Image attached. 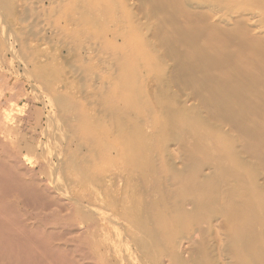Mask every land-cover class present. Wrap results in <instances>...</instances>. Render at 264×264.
I'll list each match as a JSON object with an SVG mask.
<instances>
[{"label":"rangeland","instance_id":"rangeland-1","mask_svg":"<svg viewBox=\"0 0 264 264\" xmlns=\"http://www.w3.org/2000/svg\"><path fill=\"white\" fill-rule=\"evenodd\" d=\"M2 1L3 0L0 1V10H1L0 11V24H1L0 25V92H1L0 93L1 94L0 95V104H1L0 105V113H1L0 124L6 125V127L8 126V128H10V129L12 127L15 129L14 134L12 133V135L9 136L8 139L11 138L10 140H12V142L14 144H16V145L18 144L22 148L24 160H25L24 163H26L24 165L26 168H31V166H34V164H35V166L38 164H41L43 166L42 168H44V170L48 171L49 169H54V166H55L54 170H57L56 175H55L54 170L53 171L49 170V172L46 171L45 172L46 174L44 173V175L43 174L42 175L39 174L40 176L38 175V178L43 182V184L46 183L49 185L48 181L51 182L53 178H55L54 180H56V181L58 180V183L63 184V185L59 184L61 187L63 186L61 189L63 194L61 193L62 194V195L60 194L61 196L60 195L54 196L55 192H52V194L50 193L52 195V197L55 199H53L51 197L53 199L52 202L50 201L51 198H49L50 200L47 199L46 201H47V203L50 202L49 204H51V207L49 204H47L46 207H49L52 209V208H55L56 205L59 207V204H60V206H61L64 202H67L66 200L69 199V196L73 195L74 191H75L74 194H80V193L85 192V195L87 194V196H89V197H87V199L89 200L91 198L89 201L90 204L93 200V203H92L93 206L92 205L90 206L88 201L86 200L84 203L87 204L88 208H84V210L88 209L87 211H85L89 215L88 217H90L91 215H95V216H91V217H93V219H91V217L88 218L90 221H86L85 223H82V224L77 223V225L73 226V227H79V225L80 226L82 225V227H87V226L88 227L89 226L94 227V225L96 226V224L98 223L97 227L99 226L98 227L99 229L96 228L95 232L97 233V235L101 236V239H103L102 241H105L102 244L108 242V240H109V246H108V243H106L107 245L104 244L105 249L104 248L100 249L98 253H100V252L103 253V250H104V253L106 251L108 252L110 250V252H112V254H110V252H108V253L106 252V255L108 254L107 257L109 259L110 258L112 259V256L115 255L114 253L116 252V250L118 252V253L116 252V254L123 253L124 255L128 251L127 252L128 255L126 254L128 256L127 258L130 259V261L133 258L134 261H132V262H135L136 259H138L136 261V263L139 264V262H138L139 258H141V255L144 252L142 250H146V249L142 248V247L139 248V246L138 247L136 246V248H135V244H134L133 240L135 239L134 237H137L136 239L142 237V238L138 239L137 241H139L141 239H143V241H144V238H145L146 242L149 241L148 242L149 247H147V248L151 249V252H152V253L150 252L151 254H153V251L155 253V250H156L157 253L154 256L153 255L152 256L155 257L157 255L156 257L158 259L159 258L162 259L163 258L162 256H164V257L167 256V254H166L168 252L167 248L171 247L170 248L171 251L169 249L168 256L172 255V253L174 254V251H178V253L175 252V253H177V255L182 253V254H180V255H183L181 257H185V259H187L189 261L191 260L192 263L194 262L193 258L199 259V257H198L199 255H200V258H203V257L207 256V254L209 255V253H210V255L207 256V259L209 258V260H211L210 264H238V260H237L238 258H235L234 253L231 252L232 249H230V247H228V239L232 235H235L236 232H234V231H237L238 227H236L237 224L235 221H234V223L236 225L231 222L228 215H225L226 213L222 214V212H224V211L228 212V209L223 208L226 205L225 203L227 201H229V202L232 201L231 203L233 205H236V207H238L242 204V201L244 199H246L248 196L251 197L252 201L254 203L256 202L257 205H258V202H260V200H262L259 203V205L257 206L259 208H261L262 203H264V158H263L264 155H263V153H261V152L258 153V151H255V150H250V149L247 150L250 147L249 146L250 144L248 145L250 140H251V143L253 142L251 144L252 147H254V145H253L254 143L258 142V144H260V143L262 144L261 148H264L263 147L264 142H262V139L264 138V0H4L3 2ZM5 6L8 8H6ZM10 6H12V8ZM9 10H11V11H9ZM11 12H13V14ZM22 12H23V14H22ZM25 13H27V14H25ZM7 14H8V16H6ZM24 16H25V18H24ZM14 17H15V19H14ZM21 20H23V21H21ZM20 27H23V28H20ZM2 28H3V30H2ZM18 29L22 31V32H20V35L22 37H20V35L19 36H13L14 39H12L13 37L11 38V34H8V33H13L15 30H18ZM23 29H24V31H23ZM7 30H9V31L14 30V31L9 32ZM31 30H32V32H31ZM5 32L7 35L5 34ZM208 41H209V45L211 44L210 46L208 45ZM212 41H215V42H213L214 45L211 43ZM22 43H25V44H22ZM218 44H219L220 49L218 48ZM25 45H26V47H25ZM211 46H213V47H211ZM8 47H9V49H8ZM37 47H39V48H37ZM214 47H216V48H214ZM10 48H12L13 50H11ZM40 48L43 50H41ZM211 48L214 50H211ZM222 48H223L224 52L225 51L227 52V53L225 52L226 55H225V53L223 54V52L221 51ZM39 49H40V51H39ZM215 49L220 50L221 52L216 51ZM10 50L12 52H9ZM15 50L17 53H15ZM35 50H36V52H35ZM191 50L194 51V53H193V54H195L194 58H193V54L191 53L192 52ZM68 52H70V53H68ZM189 52H190V54H189ZM218 52H220L221 54H218V56H216ZM237 52L239 53V57H238ZM234 53L237 54V56H235ZM188 54H189V57H188ZM191 54H192V56H191ZM19 55H20V57H19ZM220 55L221 56L223 55L224 57L223 56L221 57ZM242 55L244 56L243 58H242ZM15 56H17V57H15ZM36 56H38V58ZM186 56H187V58H186ZM205 56H207V57H205ZM208 56H209V59H208ZM210 56H214V57L216 56V59H218L220 57L221 58L219 59V61H217V60H215L214 57H212L214 59L210 63V61H207V60H211ZM226 56H228V57L230 56V60H232L233 58H234V60L229 61L228 60L229 58H227ZM240 57L243 60L242 62H244V63H242L240 61ZM202 58H203V61H202ZM204 58H205V60H204ZM16 59L18 60V62ZM223 59H225L226 61ZM235 59H237L236 63L238 64V66H236L237 65L236 63H235L236 65L233 63V61H235ZM244 59H245V61H244ZM220 60L222 61V65H221V63H217V62H221ZM224 61L228 65H226L224 63ZM206 62H209V63H206ZM212 62L216 63L217 65L213 64ZM231 62L235 65V67L232 65ZM240 62L242 63V66L244 68H240V66H241ZM245 62H247V64H248L247 66H246ZM248 62H250V63H248ZM81 63H83V64H81ZM198 63H200L201 65ZM229 63H231V64L229 65ZM219 64H220V66H219ZM208 65L213 66V69L210 68V70H209ZM224 65H226L225 67H229V68H226L228 71H226ZM217 66H219V68ZM248 66L250 67V69L248 68ZM43 68L45 69V72H43L44 71ZM179 68L181 69V73H180ZM230 68L234 71V73H235L236 69L238 70V72L236 70V73L234 75H236L237 78L239 77V80L234 78L235 76L232 75L234 80L236 79L237 84L234 82L233 78H230V75L233 74V71L230 70ZM234 68H236V69H234ZM55 69H56V71H54ZM58 69H59V71H58ZM128 69H131V70H128ZM157 69H160V70H157ZM207 69L211 73L208 72ZM218 69H220L222 71H220ZM241 69H243V71L245 73L242 72L240 74L239 72ZM41 70H43V71H41ZM215 70H218V71H215ZM124 71L126 74L124 73ZM127 71H130V72H127ZM214 71L218 72V74H220L219 73V71H220L221 74H223V76L222 75L219 76L216 73V75L218 76V77H216ZM224 71L226 73H224ZM228 72L231 74H229ZM38 73L39 74L42 73V75L37 76ZM45 74L47 76L43 77V75H45ZM121 74L124 76H122ZM163 74H165V77L163 76ZM227 74L229 75L228 79L226 76ZM239 74H240V76H242V74H243V77L241 78L240 76H238ZM34 75H36L37 77ZM206 76H208L209 78H207ZM214 76L216 77V79ZM47 77H48V79H45ZM126 77L128 79H126ZM60 78H61V80H60ZM136 78H138V79L136 80ZM210 78L211 79L213 78L212 80L215 81L216 84L218 83L217 86L219 88L216 86V84L214 82H211V83L209 82V80H211ZM225 78H226V82H224L225 80H223ZM217 79H220L221 82L220 81L218 82ZM43 80H46V81H43ZM52 80H54V81H52ZM58 80H59V82H58ZM119 80H120V82H119ZM132 80H133V83H132ZM228 80H230V82L233 81L234 85L235 84L238 85L239 84L238 82H240V80H241V82L242 81L244 82V83L242 82L241 85L244 84L243 86L245 88H250L249 86H251L252 88L250 89V92H249V89H245L244 87L242 88L241 85H240V87L242 88V90L239 87H238V89H236L237 86L235 87V89H233L234 88V86H232L233 84H231ZM201 81L203 83H201ZM56 82H57V84H55ZM199 82L201 84V87L198 85ZM222 82H223V84L220 85ZM227 82H228V85H226ZM123 84H125L124 88L122 87ZM128 84H130V85H128ZM211 84H213V87L211 86ZM5 85H6V87H5ZM132 85H135V86H132ZM214 85L216 88H214ZM128 86H131V87H128ZM204 86H206V88ZM112 87L114 88L115 91L113 90ZM126 87L131 88V89H128L130 91H128ZM222 87H223V90H221ZM224 87H227V88H224ZM132 88H134V89H132ZM157 89H158V91H157ZM216 89H220L221 92L224 91L225 89L226 90L229 89L231 92L225 90L226 92H229V93H232V90H233V92L235 94L234 93H232V94L234 96L235 95L236 96L234 97L230 94V97H232V99L229 98V100L234 99V101H236V103H238V104L236 105V103H234V101H232L234 104L233 105L232 102L228 100L225 102L226 105L224 104V102H222L223 105H222V103L220 105V102L215 103V101L213 99L209 100L210 98H208V97L211 96V98L215 97V100L219 101V99H218L219 93H218V95L217 94L215 95V93H214V92H216V93L219 92V90H216ZM243 89H245V90H243ZM120 90H121V92L119 93ZM122 91H124L125 93L124 92L122 93ZM142 91H144V92H142ZM165 91H167L168 93ZM206 91H208L209 93ZM251 91H253L255 95L253 94V92L250 95ZM51 92H54V93H51ZM114 92L116 93V95ZM126 92H128V93H126ZM210 92L215 96L212 97V95H209ZM112 93L114 94V97H113ZM207 93H208V95H207ZM238 93H240L239 94L240 97L243 98L242 100L248 99L247 102H249V103H250L249 100H254V97H255V101H253L255 103H253V106L257 103L255 106L256 108L250 106L251 104L248 105L247 102H244V104H243V101L240 98H236L239 96ZM121 94H122V96H120ZM126 94L128 96H130L131 98L128 96H126V97H128L130 99L125 98ZM241 94L242 95L244 94L243 95L244 97H246L247 95H250V96H247V98H244L243 96H241ZM245 94H247V95H245ZM252 95H253V98H252ZM117 96H119V98ZM216 96H217V99H216ZM120 97L123 100L125 99V101L121 100ZM248 97H250V98H248ZM105 98H108V99L106 100ZM235 98H236V100H235ZM133 99H134V101H133ZM238 99L242 101V104ZM41 100H42V102H41ZM104 100L107 103H104ZM126 100H130V103H125V102H128ZM158 100H160V101H158ZM165 100H166V102H165ZM212 101L214 102V104H212L213 103ZM49 102H51V103H49ZM112 102L114 103V105L112 104ZM170 102L173 103V106L171 105ZM209 102H211V103H209ZM227 102L230 103L231 105H229ZM239 102H240V104H239ZM108 103H110L111 105H108ZM115 103H117V104H115ZM118 103H119V105H118ZM132 103L137 105V106L133 107L135 105H133ZM246 103H247V105H245ZM251 103H252V101H251ZM166 104H167V107L171 111L168 108L166 109ZM215 104H217V107H216L217 109L215 108ZM128 105H133V106L130 107ZM170 105L173 107L174 110L172 108H170ZM224 105L227 108L231 106L233 108V110H235V111H230L231 112L230 113L229 110H231L232 108L230 107V109L228 108L229 109L228 110L227 108H225ZM235 105H236V107H235ZM244 105L247 107L249 106V109H250V107H252V108L250 110L248 109L249 111H247L246 109L243 108V107H245ZM1 106H3V108H1ZM78 106H80V107H78ZM114 106L116 108H119V109H117V110L114 109L115 108ZM211 106H213V107H211ZM218 106H219V108H218ZM221 106H222V111L225 108V111H223V112H225V115L223 112H222V114H219V111L221 110ZM237 106H239L240 108ZM111 107L116 112L118 111V113H116ZM234 107H235V109H234ZM120 108H121V110H120ZM125 108L128 110H124ZM133 108H134V112L132 111ZM137 108H139L140 112L141 111L143 112L142 115H140L141 113L138 112ZM145 108H146V110H145ZM119 110H120V112H119ZM123 110L125 111L126 115L123 113L124 112ZM177 110H178L177 113H180L181 110H183V111L185 110L184 111L185 113L182 111V113L185 114V116H187L189 114L188 115L189 117L187 116L188 117L187 119L189 121V123L187 122L188 125H190L191 122L194 123L197 120L195 123V125H197V126L194 125L196 128L195 127L191 128L188 125H186L187 127H183V126L181 127V129H183L184 131H181V129L178 130L177 128H175L174 125L170 122V120L167 119V118L171 117V116L167 117L168 116L167 114H169V112H170V115H171L172 112L175 113V111H177ZM236 110H238V112L241 111V113L239 112V114H238V112H236ZM244 110H246L247 112ZM128 111H131V114ZM186 111L189 113H187ZM126 112H128V114H130V115H128ZM192 112L194 114L190 115V113H192ZM226 112H228V115H226ZM233 112H235V113H233ZM119 113H122V114H119ZM2 114H4V115H2ZM82 114H84V115H82ZM114 114H115V116H114ZM153 114H155V115H153ZM7 115H8V117H10V119H8V117H6ZM193 115H195L194 119L192 118ZM238 115H239V117H237ZM117 116H118V118H117ZM125 116L127 117L128 120L126 119ZM128 116H130V117H128ZM241 116L243 118H245L246 120L242 119ZM195 117H196V120H195ZM240 117H241V121L245 120V121H243V123L240 122V125L243 124V126H244L245 125L244 123H246V125H247L246 127L250 128L249 131L245 126L243 127V126H240L238 124L240 121L239 120ZM131 119H132V121H130ZM190 119H193V120L191 121ZM3 120H5V121L3 122ZM202 120H203V122H202ZM198 121L200 122L199 126H201L202 123H203V126H205L204 122H206L207 123L206 126L213 127L215 129L217 128V130H216L217 132L215 131V129L212 130L213 128H210V130H212V133H211V131H208L211 133V134L208 133L209 134L208 135L207 132H205L206 130H208V127L204 128L205 130H201L203 128V126H201V128L198 127V124H199ZM253 121H255V122H253ZM257 121H258V124L260 123V125L256 124ZM117 122H118V124H117ZM161 122L164 124H162ZM247 122H249L248 123L249 125L253 124V128H254L253 130L254 131L252 130V126H249L247 124ZM114 123H116L117 125H119L121 123L120 128L122 127V130H120V128H118V126L115 125ZM167 123H168V125H167ZM169 124H171V126ZM163 126H164V129H163ZM239 126H240V129H239ZM105 127H109V129H107ZM128 127H130V128H128ZM172 127H173V129L174 128L175 129L173 130ZM255 127L257 129H255ZM79 128H81V129H79ZM103 128H105V131L107 129L109 131L111 130L112 132L116 128L115 131L119 129L118 131H120V132L116 131V133H115V131H114V133L111 134V132H108V131H107L108 133L105 132L103 130ZM185 128L188 130H191V131H188ZM258 128H260V130H259L260 132L258 131ZM83 129L85 130V133H84ZM193 129H197V131L198 130L199 131L195 133V130H193ZM246 129H247V131H246ZM262 129H263V131H262ZM80 130H83V131H80ZM102 130L105 132V134L107 133L106 135L104 134L105 136L103 135ZM127 130L131 132V135L128 134ZM133 130H134V132H133ZM140 130L144 132V135L142 134L143 132L141 133L143 135V137L146 136V138H144V141L142 140L143 139L142 135L139 134ZM169 130L171 132H169ZM251 130L253 131V133ZM75 131L77 132V134L80 131V132L84 133L85 135L83 134V136H82V133H81V135L78 134V135H80V137H79L77 134L75 135V133H76ZM88 131H89V133H87ZM91 131L94 134L91 133ZM121 131L125 135H123V133H121ZM186 131L191 132L193 134H190V133L188 134V132L186 134ZM202 131H204V132H202ZM218 131H220V132L222 131L223 134H222V132L219 133ZM12 132H13V130H12ZM100 132L102 134V137H100L101 136ZM137 132H138V134H137ZM183 132L185 133V135ZM199 132L205 133L207 138L204 137L205 135H203V134H197ZM258 132H259V135L255 136V134L256 133L258 134ZM96 133L99 136H97ZM117 133H119L118 136L123 135L122 138L119 137L120 142H119V138H117L118 137ZM171 133H173L172 136L176 135L177 137L176 138L172 137L170 135ZM179 133H180V135H179ZM224 133L227 134L226 136L229 135V137L224 136ZM260 133H261V136H260ZM87 134H89L90 136L88 135L86 137ZM91 134H93V135H91ZM126 134H128V136H132V137L130 139L126 140L128 138V136H126ZM181 134L183 135L182 137H181ZM212 134H213V137L211 138ZM53 135H54V137H53ZM107 135L109 136V139H107L108 138ZM136 135H137V137L140 136L139 139L136 137ZM187 135H188L189 139H188ZM217 135H218V137H216ZM220 135H222L221 138H220ZM124 136H126V137H124ZM165 136H167V137H165ZM82 137H84V138H82ZM96 137L97 138L100 137V140L97 141L98 139H96ZM112 137H113V139H111ZM133 137H134V139H133V141H131L132 146H128V145H131L130 140ZM208 137H209V139H208ZM87 138H88V140H87ZM102 138L104 140H102ZM124 138H126L125 139L126 141H124ZM163 138L164 139L166 138V139L164 140ZM180 138H181V140H180ZM200 138H201V141L203 143H201ZM213 138L215 140H216V138H219V139H217L215 141ZM79 139H80V141H79ZM83 139L84 140L86 139V141H89V142L85 143V141H83ZM91 139H93V141H95V142L97 141L96 143L98 146L91 145V143H90V142H92ZM116 139H117V142L115 141ZM122 139H123V141H122ZM162 139L164 141L163 144L165 145L164 148H162V146H161V145H163ZM256 139H257V141H256ZM108 140H110L111 143H107ZM112 140H114V141H112ZM146 140H148V141L146 142ZM160 140H161V143H160ZM166 140H167V142H165ZM76 141H78L79 144L82 141L81 143H83V144H80V145L82 147L85 144L86 145V146L84 145L85 149H82L79 144L76 145V143H77ZM102 141H104L103 144L105 146L101 144ZM110 141H108V142H110ZM194 141L196 142V145H195ZM263 141H264V139H263ZM133 142L136 143L137 146H134ZM140 142L142 144L144 142V145H142ZM88 143H90V144H88ZM120 143L125 146V147L123 146L122 150L120 149L122 147V145L119 146ZM127 143H130V144L127 145ZM145 143L147 144V147H148L147 149H144V147L146 146ZM157 143H158V146L160 145V147L157 146ZM205 143H207L208 145H205ZM92 144H95V143L93 142ZM108 144H109V147H108ZM111 144H113V145H111ZM138 144H140V145L138 146ZM154 144H155V146H154ZM193 144H194V146H193ZM200 144H202V145H200ZM101 145H102V147H103L102 149H104V151H102V149L100 148ZM126 145H127V147H126ZM148 145H150V146H148ZM151 145L153 146V149H154V147H155V149L154 150L150 149L151 150L150 151L149 147L151 148L152 147ZM76 146H78V147H76ZM84 146H83V148H84ZM111 146H112V150L109 149V148H111ZM118 146H119V151L117 149ZM199 146H201L200 151H198L200 148L199 149L197 148ZM92 147L94 149H92ZM104 147H106L108 149H106ZM131 147H134V148L131 149ZM219 147H221V148H219ZM252 147H250V148H252ZM159 148H161V149H159ZM204 148L206 149L205 150L206 152L203 150ZM225 148L230 149V150L232 149L231 150L232 152H230V150L226 151ZM86 149H87V151H86ZM99 149L101 151H99ZM125 149H127V151H130V152H128V154L131 153V155L134 157V161L133 160L131 161V159H133V157L130 158L131 155H127L124 152ZM163 149H164V151H163ZM192 149H194V150H192ZM219 149L220 150L222 149L221 153L219 152L220 151ZM223 149H224L225 153L223 152ZM254 149H255V147H254ZM66 150H67V152H65ZM120 150H121V152H120ZM134 150L136 153L134 152ZM141 150L143 152H141ZM233 150H234V154L236 155V159L239 158V159H237L238 163H236V165L238 167H236L233 164V166H235L234 168L231 165L233 162L231 161L232 163L231 164L229 163L233 157H231L230 160L228 159V154L233 153ZM137 151L138 152L140 151L139 153L142 156L141 157L139 155L141 157L139 160H138L139 156L134 155V154H138ZM144 151H146V152H144ZM201 151H204V152H201ZM250 151L257 152V154H255V157L257 156L256 157L257 160L254 159L255 158L254 153L251 152V154H252L251 155ZM64 152L66 154L68 152L71 153L73 156L76 157V161H74L75 157H73L72 155H69V154L66 155ZM87 152L89 155L87 154ZM122 152H124V155ZM162 152H164V153L162 154ZM217 152L220 154H218ZM222 152L224 153V158L226 157V153H227V158H226L227 160L223 159V157L220 159V155L223 156ZM228 152H230V153H228ZM142 153H144L145 156ZM147 153H148V155H147ZM188 153L191 155H188ZM151 154H152V156H151ZM186 154H187V157L190 156V157H188V160H187V157L185 156ZM258 154H259V156H258ZM120 155H123V157ZM214 155H215V159L212 158ZM217 155L219 156V158ZM230 155H232V154H230ZM64 156H66L67 158ZM210 156H211V158H210ZM252 156H253V158H252ZM260 156H263V157L260 158ZM68 157H69V159L71 158V161L68 159ZM81 157H82V159H81ZM125 157L126 158L128 157V159H130V160L126 159ZM135 157H137V158H135ZM146 157L150 158L151 160L150 159L147 160ZM195 157L198 159V162H197V159H195ZM208 157L211 160L206 159ZM60 158H62V159L60 160ZM142 158H143L144 162L142 161ZM28 159H30V160L28 161ZM58 159H59V162H61V165L58 162ZM145 159H146V161H145ZM152 159H154V160L152 161ZM199 159H200V161H199ZM240 159H241V161H239ZM72 160L74 162V165L71 164V167H70L69 162H72ZM136 160H138V162H141V164L139 163L140 165L143 164V166H144V163H145L146 165L143 168L147 171H145L143 168L139 169V167H141V166L138 164V162H137V164L133 163V162H136ZM184 160H186L185 163L183 162ZM224 160H226V163L224 162ZM79 161H81L82 163H80ZM125 161L127 163H125ZM242 161H244V162H242ZM64 162H66V163H64ZM67 162H68V164H67ZM202 162H203V164H201ZM208 162L209 163L212 162V164L211 163L206 164ZM239 162L240 163L241 162L242 163L247 162L248 163L247 165L249 166V168H251L255 171V174L253 176V179H251V181L249 180L248 176H245L246 177L245 181L241 180V181H244L242 183L245 184V186L243 185L245 188L243 186L241 188L242 183L240 180H239V182L237 181L238 177H236V176L240 172H245L247 168L245 169V166H244L245 170H243V165H241ZM76 163H78V164H76ZM147 163H148V165L149 164H151V165L147 166ZM193 163L196 165L197 171H196L195 175H197V178L204 177V175H205V177H209L212 172L220 169L221 167H223V168L228 167V171H230L232 168L234 169V170L232 169L228 173L229 175L226 172H224V173H226V175H223L224 173L221 174V176H220L221 180H220V183L218 184V186L221 185L219 187L220 189L218 188V186L215 188L213 187V186H215L214 182L209 183L210 185L214 183V185L210 186L209 184H207L206 186L201 187L203 191H205L207 189L206 191L209 190V192H212L213 196H214L213 193H215V191H216L215 195L218 194L219 192H220L219 194L223 193L224 195H226V196H224L222 194L224 197L222 195H220L218 197L217 196L213 197V198H215V201L213 200V205L215 204L218 209L215 207V205H214L215 208L212 206H211V208L212 209L214 208L215 211L212 210L211 208L210 209L212 210V212L209 208H205V209L200 208L198 210V208H196L195 204L200 199V196H199L200 190H198L199 191L198 195L195 194L194 191L192 193V189H190L191 193L188 192L189 190H188V186H187L188 183L187 182H189L190 176L192 175V173L190 171H188L187 169H189V167ZM66 164L68 166V170L71 172V175H69V173H70L69 171L67 172ZM127 164H130V167H127V168L132 169V170H128L126 168V166H128ZM62 165H63V167H62ZM64 165L66 167H64ZM81 165H83L82 166L83 168H81ZM137 165H139V166H137ZM48 166L50 167L49 169H48ZM59 166H61L62 168ZM72 166H74L75 168L73 169ZM131 166H134V167H131ZM136 166L138 168L134 169ZM122 167L124 168V170ZM146 167L149 168V170ZM151 167H153L154 169L153 168L151 169ZM63 168H65V169H63ZM172 168L175 170V172L173 171ZM229 168H231V169H229ZM71 169H72V171H71ZM75 169H76V172H74ZM82 169H84V170H82ZM164 169H166V170H164ZM178 169H180V170H178ZM235 169H238V170H235ZM63 170H64V172H67L68 174H66V173L63 174L64 173ZM78 170L80 171V174H79ZM85 170H87L86 173H84ZM88 170H89V172H88ZM152 170L153 171L156 170V171H154V173H153ZM182 171L184 173H182ZM50 172H53L54 174L50 173ZM72 172L76 173V175L73 173L74 177L72 175ZM100 172H101V174L104 173L103 174L104 176L100 175V177H99V175H97V174L98 173L100 174ZM130 172H131V174L128 175L127 173H130ZM149 172H152V173H149ZM186 172H187V174H186ZM207 172H208V174L206 175L205 173H207ZM88 173H90V174H88ZM179 173H181L182 175H179ZM197 173L201 174V176L198 175ZM61 174L66 175L68 178L65 179L64 176H62ZM105 174L107 177L105 176ZM107 174H109V175H107ZM117 174H119L121 179L116 177V176H118ZM176 174H177V176H176ZM184 174H185V176L186 175H189V176L185 177ZM51 175H53V176H51ZM89 175H91V177L88 178ZM76 176H78L80 179L78 177L76 179ZM102 176H103V178H101ZM227 176H228V178H227ZM231 176L234 177L235 179L232 178ZM70 177L71 178L73 177V178L71 179ZM143 177H144V179H142ZM183 177H185V178H183ZM82 178L84 181L82 180ZM85 178H87L88 180ZM112 178H114V180ZM145 178L146 179L151 178V179L149 181V180H145ZM152 178H155V180ZM74 179H76V181H74ZM93 179L95 180L96 183H98V181H99L100 185H99V183L95 184ZM105 179L108 181L107 183H105ZM119 179L122 181H119ZM183 179H185V180H183ZM68 180H70L69 181L70 184L67 183ZM78 180L79 181L81 180V181L77 182ZM159 180L161 183L159 182ZM248 180H249V184H248ZM110 181L111 182L113 181V182L110 184L109 183ZM184 181H186V183H184ZM85 182H87V183H85ZM142 182L146 185H144ZM145 182H147V183H145ZM229 182H230V184H231V182H232V184L233 183L234 184L230 185ZM51 183H50V185H51ZM82 183H83V186H81V187L78 186V184L81 185ZM90 183H91V187H90ZM151 183H154L153 185H155V184H158V185H155L156 187L153 186L154 187L153 188ZM162 183H163V185H160ZM237 183H241V185H239V184L237 185ZM251 183H253V184H251ZM66 184L68 185L67 187H65ZM71 184H73V185H71ZM140 184H143L141 186H144L145 190L147 189L145 192H144V189H142L143 187L140 186ZM185 184H187V185H185ZM227 184L230 185V187ZM76 185H77V188H80V190L79 189L74 190V187L76 188ZM84 185H86V186L89 185V186L86 187ZM102 185L106 191L107 190L111 191L113 189L112 190L113 192L111 191L110 193H108L109 191L108 192H106L105 190L103 191L104 188L102 187ZM115 185H117V186H115ZM234 185H235L236 191L234 190L233 193H231L230 191H228V189L230 190V188H233ZM251 185H252V187H250ZM253 185L256 187H254ZM98 186H101V187L98 188ZM109 186H111V188ZM145 186H147V187H145ZM225 186L228 188H226ZM257 186H258V189H257ZM69 187L71 189H69V191H68ZM72 187H73V189H72ZM88 187H89V189H88ZM95 187H97V190ZM236 187L241 189V191L239 189H236ZM249 187L251 190L248 189ZM83 188H85V189L82 190ZM86 188L88 189V191ZM139 188H141V189H139ZM210 189H212V191ZM243 189H245V192L243 191ZM256 189L258 190V192L261 193L260 197L262 199L261 198L259 199L258 192H255ZM77 190H78V192H76ZM90 190L93 191V193L89 192ZM141 190H142V192H141ZM217 190H219V191L217 192ZM224 190L227 191L228 194L232 195V196L230 197L228 194H225ZM150 191L152 192V196H150L151 195ZM203 191H201V194H203ZM206 191L204 193H207ZM70 192L71 193L73 192V193L71 194ZM103 192H105V193L103 194ZM234 192H236V193H234ZM95 193H96V195H94ZM138 193H139V195H138ZM144 193H147V194L150 193V194L149 195H143ZM181 193H182V195H181ZM186 193L187 194L189 193L190 195L189 194L187 195ZM253 193L254 194L257 193V194L254 195ZM126 194H128L130 196H128V195L126 196ZM132 194H133V196H132ZM173 194L175 195V197H173L174 196ZM183 194H185V196ZM239 194H241L240 197L242 196L243 199L241 198L239 200ZM64 195H67V196L63 197ZM135 195H136V197H135ZM233 195L235 197L237 195V198H235ZM251 195L253 196V198ZM117 196L119 198H117ZM125 196L127 199L125 198ZM143 196H146V197H143ZM147 196H148V198H147ZM92 197L95 199H93ZM232 197H234L235 200ZM120 198H121V200H124V201L126 200V201L125 202L121 201L122 202L121 203ZM128 198H130V199H128ZM133 198H135V199H133ZM136 198H137V201H136ZM140 198H141V200H139ZM146 198L148 199L149 204H151L150 205L151 207L148 205V203H146L147 202ZM223 198H225V199H223ZM164 199L165 200L169 199V200H167L166 202H163L164 205H163V203L159 204V203H161L160 200L163 201ZM217 199H219V200H217ZM70 200L72 201L73 198ZM94 200H95V202H94ZM112 200L113 201L119 200V201H114V203H113ZM150 200H151V203H150ZM224 200H227V201L225 202ZM233 200L236 202H234ZM46 201L43 203L46 204ZM53 201H56V202L53 203ZM62 201H64V202H62ZM128 201H130V203H128ZM140 201L143 202V204ZM153 201L155 202V204ZM158 201H160V202H158ZM168 201H170L171 203H169ZM110 202H112L111 203L112 206L109 205V207H108V204H110ZM43 203H42V205L38 204L39 206L36 207L37 209L35 208L32 210V208H34L35 206L34 207L32 206V208H31V206H28L29 208L28 207H26V208L25 207H18L17 210L20 208L18 210L19 214L21 215V213H20V211H21L23 213L21 215L23 217V219L25 217V219H27L26 221L27 222L29 221L28 223H30L31 221H33V218H34L33 216L36 215L37 211L43 212L44 210H42V209H45V211H47V212L49 210L51 211V209L47 210V208L45 207V205ZM52 203L53 204L58 203V204H56L54 207V205H52ZM94 203H95V206H94ZM117 203H118L119 208H118V206H116ZM133 203L135 206H136L135 203H138L140 205L142 204L141 205L142 207L140 205H138L139 208H141V209H139L138 206H137L138 210L136 207L134 208ZM165 203H166V205H165ZM123 204L127 207L132 206L131 209L133 208V210L135 212L133 210L128 211V209H130V208H127V207L125 208V206ZM146 204L148 207L145 206ZM98 205H99V207H98ZM114 205H115V207L118 208L117 209L118 211L116 210V208L114 209ZM120 205H123L124 207H122ZM143 205H144V207H143ZM219 205L221 206V208H223V210L220 209ZM100 206L102 207L103 210L101 209ZM158 206L159 207L167 206L168 208H170V210L167 207H164L163 209L161 207V209H162V211H161ZM38 207H39V210H38ZM181 207H183L182 210H181ZM22 208H24V209H22ZM105 208H106V211H104ZM122 208H125V209H122ZM148 208H151V209L153 208L152 209L153 211L151 209L149 211ZM156 208H157L158 213L160 211L159 215H161L162 213L165 212L164 215H166L167 217L166 216H162V218H161V216L159 217V215L157 214ZM173 208H175V209L173 210ZM194 208H195V210L196 209L197 210L194 211ZM126 209H127V213L132 212V213H130L131 217L127 218V216H130L127 213H126V215H123L125 213L122 211H124ZM154 209H155L156 213H155ZM94 210H98V211H94ZM115 210L117 211V213L119 212L117 215H116ZM120 210H122V211H120ZM139 210H141V211H139ZM176 210H177V212H176ZM179 210H180V212H178ZM183 210H186L185 214L187 216L184 215L185 211H183ZM206 210H207V212H206ZM35 211H36V213L34 214ZM102 211H104V213ZM137 211H139L140 214ZM143 211L144 212L147 211L148 215L146 214L147 215L146 216L144 213H142ZM197 211H198V213H202L201 214L202 216H200V214H198L201 218H197L198 215L197 216L194 215V214H197ZM200 211H202V212H200ZM121 212H122V215H121ZM151 212L155 213L156 215L151 217V214H152ZM191 212H193V213H191ZM96 213H99V215H97ZM173 213H174V215H173ZM176 213H177V215H175ZM178 213H180L181 216ZM182 213H183V215H182ZM112 214H114V215L112 216ZM143 214H144V216H143ZM190 214H191V216H190ZM109 215H111V216H109ZM152 215H154V214H152ZM100 216H102L106 220H104ZM108 216L110 218H108ZM123 216H124V218L126 216V218L128 220H126V218L124 220ZM176 216H178V217H176ZM182 216H185L186 218H188L187 219L188 221L185 220L186 218L184 217L185 218L184 219ZM27 217H30L32 220L30 218L28 219ZM155 217H158V220H156L157 218L155 219ZM165 217H166V219H165ZM181 217L183 218V219H181L183 221L180 220ZM189 217L195 218L194 219L195 221L193 219L191 221L189 219ZM113 218H115V220ZM120 218H123V219H120ZM159 218H161V220ZM164 219L167 221L164 222ZM94 220L95 221L97 220V221L94 222ZM107 220H108V222H106ZM115 221L117 222L116 223L117 225L115 226L116 228L113 227V225H115ZM123 221H125V222L123 223ZM157 221H159L160 224H162V226L163 225L164 226L160 227L158 224L159 222L157 223ZM175 221H176V223H175ZM89 222L91 223V225H89ZM109 222L110 223L112 222L114 224H111V226H110ZM166 222L168 223V226L165 224ZM101 223L102 224L105 223V224H103L104 226ZM170 223H171V225H170ZM106 224L109 226H105ZM142 225H144L145 229L143 228ZM147 225H149V227H151L152 229L157 228L158 231L155 229V231L153 230V232H151L152 229L149 228ZM232 225H233V227H232ZM145 226H147V230H146ZM103 227L105 228V230ZM108 227H110V228L108 229ZM112 227L116 230H114ZM133 227L135 229H133ZM159 227L163 228V230H164L163 231L162 229H160L161 235H163L164 239L162 238V236L160 234H158V233H160ZM167 227H169V228H167ZM136 228H137V230H136ZM139 228H140V230L142 228L141 231L145 232V233L138 232ZM171 228H173V229H171ZM234 228H235V230H234ZM165 229H167V230H165ZM169 229H171V230H169ZM91 230L89 232L92 233ZM111 230H112V232H111ZM131 230H132V232H131ZM168 230L170 231V233ZM231 230H233L232 232L234 234L231 233ZM97 231H99L100 234H98ZM173 231L175 233L171 234V233H173ZM108 233H110V234H108ZM156 233H157V235H156ZM111 234L113 235L112 238H111ZM144 234L146 237L144 236ZM229 234H231V236ZM165 235H167V236H165ZM102 236H103V238H102ZM160 236H161V238H160ZM148 237L149 238L151 237L150 238L151 241H152V239L155 241H152L153 242L152 243ZM166 237H169L170 241L168 239H166ZM104 238H106L107 240L106 239L104 240ZM115 238H116V240L117 239L118 240L120 239V241L122 240L121 241L122 243L120 241L117 242L118 240L116 241ZM124 238H126L125 241L123 240ZM156 238L158 239V241L159 240L160 241L159 242L156 241L157 240ZM161 239L163 240L162 242H161ZM127 240H128V243H131V245L127 243ZM165 240H167L168 242H164ZM172 240H174L175 243H177V245H178L177 248L173 246L176 244ZM135 242H136V240H135ZM163 242L165 243V246L167 248L163 245L164 244ZM170 242H171L172 246H171V244H169ZM125 243H127V244L125 245ZM154 243L157 245L158 248L156 247V245ZM122 244H123V246H122ZM117 245H119V248ZM150 245H152V246H150ZM110 246L112 247L111 249H109ZM125 246H126V249H128V250L124 249ZM159 246H162V247H159ZM128 247H131V249H129ZM203 247H205V249H207L208 251L202 250ZM114 248H115V250H114ZM159 248H161V249H159ZM163 248L167 249V250H163L164 253L162 252L163 253L162 254L161 251ZM174 248H176V249L174 250ZM85 249H86V251H85ZM85 249H84V252L87 255H89L88 260L92 261V258L90 259V256H93L91 253L92 251L88 252V250H90V249L89 248H85ZM118 249H119V251H118ZM136 249H138V250L136 251ZM172 250H174V251L172 252ZM139 252H141V255ZM170 252H172V253H170ZM203 252L207 253V254H203ZM158 253H160V254H158ZM109 254L111 257H109ZM135 254H136V256H133ZM136 257H139V258H136ZM113 258H114V256H113ZM114 264H118L116 262V260H114ZM163 264H166V263L163 262Z\"/></svg>","mask_w":264,"mask_h":264},{"label":"bare ground","instance_id":"bare-ground-1","mask_svg":"<svg viewBox=\"0 0 264 264\" xmlns=\"http://www.w3.org/2000/svg\"><path fill=\"white\" fill-rule=\"evenodd\" d=\"M1 1V0H0ZM4 1V0H3ZM2 1V2H3ZM1 2V3H2ZM7 2V1H6ZM18 2V1H17ZM65 2V1H64ZM9 3V2H8ZM12 3V2H11ZM9 6V5H8ZM6 7V6H5ZM11 8H12V6H10ZM17 7V6H16ZM3 8V7H2ZM6 8H8V7H6ZM3 10V9H2ZM8 10V9H7ZM1 11V10H0ZM9 11H11V10H9ZM13 11V10H12ZM14 12V11H13ZM13 12H11L12 14H13ZM27 12V11H26ZM10 13V12H9ZM4 14V13H3ZM22 14H23V12H22ZM25 14H27V13H25ZM30 15V14H29ZM5 16V15H4ZM6 16H8V14L6 15ZM11 16V15H10ZM12 17V16H11ZM2 18V17H1ZM6 18V17H5ZM20 18V17H19ZM23 18V17H22ZM24 18H25V16H24ZM3 19V18H2ZM14 19H15V17H14ZM21 21H23V20H21ZM7 24V23H6ZM1 25V24H0ZM95 25V24H94ZM5 27V26H4ZM26 27V26H25ZM20 28H23V27H20ZM19 28V29H20ZM16 29V28H15ZM12 30V31H14L13 33H8V34H11V38L13 37V36H19L20 35V32H22L21 30ZM2 30H3V28H2ZM5 31V30H4ZM3 31V32H4ZM7 31H9V30H7ZM12 31H9V32H12ZM23 31H24V29H23ZM28 32V31H27ZM31 32H32V30H31ZM127 32V31H126ZM3 34V33H2ZM5 34H6V32H5ZM4 34V35H5ZM7 35V34H6ZM10 36V35H9ZM128 36V35H127ZM20 37H22L21 35H20ZM12 39H14V37L12 38ZM99 39V38H98ZM127 39V38H126ZM5 40V39H4ZM96 40V39H95ZM8 41V40H7ZM6 41V42H7ZM210 41V40H209ZM209 41H208V45H209ZM213 42H215V41H212L211 43L214 45V43ZM19 43V42H18ZM6 44V43H5ZM11 44V43H10ZM22 44H25V43H22ZM216 44V43H215ZM128 45V44H127ZM211 45V44H210ZM209 45V46H210ZM217 45V44H216ZM215 45V46H216ZM8 46V45H7ZM10 46V45H9ZM24 46V45H23ZM12 47V46H11ZM25 47H26V45H25ZM32 47V46H31ZM35 47V46H34ZM211 47H213V46H211ZM2 48V47H1ZM37 48H39V47H37ZM214 48H216V47H214ZM218 48L220 49V47H219V44H218ZM8 49H9V47H8ZM11 50H13L12 48H10ZM41 49V48H40ZM40 49H39V51H40ZM9 51V52H12V51ZM41 50H43V49H41ZM211 50H214V49H212L211 48ZM216 50V49H215ZM27 51V50H26ZM192 52V54L194 53V51L193 50H191ZM216 51H220V50H216ZM221 51L223 52V54L226 52H224L223 51V48L221 49ZM220 51V52H221ZM35 52H36V50H35ZM220 52H218L217 53V55L216 56H218V54H221ZM15 53H17L16 52V50H15ZM23 53V52H22ZM40 53V52H39ZM68 53H70V52H68ZM227 53V52H226ZM226 53H225V55H226ZM11 54V53H10ZM133 54V53H132ZM131 54V55H132ZM142 54V53H141ZM148 54V53H147ZM189 54H190V52H189ZM189 54H188V57H189ZM192 54H191V56H192ZM235 54V53H234ZM237 54H238V57H239V53L237 52ZM237 54H235V56H237ZM17 55V54H16ZM13 56V55H12ZM190 56V57H191ZM216 56L214 57V56H210L211 57V60H207V61H210V63H211V61L215 58V60H217V61H219V59L223 56H221L220 58H218V59H216ZM15 57H17V56H15ZM19 57H20V55H19ZM37 58H38V56H36ZM128 57V56H127ZM195 57V54H193V58ZM205 57H207V56H205ZM212 57H214V58H212ZM224 57V56H223ZM227 58H229L228 60L229 61H232V60H234V58L232 59V60H230V56L228 57V56H226ZM244 56L242 55V58H243ZM72 58V57H71ZM133 58V57H132ZM150 58V57H149ZM153 58V57H152ZM185 58V57H184ZM186 58H187V56H186ZM246 58V57H245ZM155 59V58H154ZM208 59H209V56H208ZM238 59V58H237ZM237 59H235V61H233V63L235 64L237 61ZM17 60V59H16ZM65 60V59H64ZM67 60V59H66ZM90 60V59H89ZM156 60V59H155ZM204 60H205V58H204ZM223 60H225V59H223ZM227 60V61H228ZM239 60V59H238ZM126 61V60H125ZM202 61H203V58H202ZM201 61V62H202ZM216 61V62H217ZM221 61V60H220ZM226 61V60H225ZM224 61V63L226 64V62ZM228 61V62H229ZM240 61L242 62L243 60L241 59V57H240ZM244 61H245V59H244ZM17 62H18V60H17ZM23 62V61H22ZM181 62V61H180ZM227 62V63H228ZM239 62V61H238ZM240 62V64H241V66H242V63H244V62H242L241 63ZM26 63V62H25ZM69 63V62H68ZM85 63V62H84ZM162 63V62H161ZM203 63V62H202ZM205 63V62H204ZM206 63H209V62H206ZM213 64H215V65H217L216 63H214V62H212ZM217 63H221V65H222V61L221 62H217ZM232 63V62H231ZM231 63H229V65L231 64ZM232 63V65L235 67V65L237 64H233ZM246 63V66L248 65L247 64V62H245ZM248 63H250V62H248ZM81 64H83V63H81ZM132 64V63H131ZM134 64V63H133ZM198 64H200V63H198ZM212 64V65H213ZM94 65V64H93ZM201 65V64H200ZM226 65H228V64H226ZM226 65H224V67L226 66ZM231 65V66H232ZM25 66V65H24ZM64 66V65H63ZM209 66V70H210V68H212L213 69V66H211V65H208ZM211 66V67H210ZM219 66H220V64H219ZM219 66H217L218 68H219ZM230 66V67H231ZM236 66H238V64L236 65ZM240 66V68H244L243 66L241 67ZM245 66V67H246ZM251 66V65H250ZM33 67V66H32ZM62 67V66H61ZM82 67V66H81ZM145 67V66H144ZM222 67V66H221ZM220 67V68H221ZM63 68V67H62ZM163 68V67H162ZM215 68V67H214ZM223 68V67H222ZM226 68H229V67H225V69ZM239 68V67H238ZM248 68L250 69V67L248 66ZM24 69V68H23ZM44 69V68H43ZM53 69V68H52ZM64 69V68H63ZM81 69V68H80ZM156 69V68H155ZM180 69V68H179ZM207 69V70H208ZM217 69V68H216ZM234 69H236V68H234ZM246 69V68H245ZM62 70V69H61ZM125 70V69H124ZM128 70H131V69H128ZM157 70H160V69H157ZM208 70V72H210ZM218 70H220V69H218ZM218 70H215V71H218ZM224 70V69H223ZM230 70H232L231 68H230ZM237 70V69H236ZM236 70H235V73H236ZM26 71V70H25ZM40 71V70H39ZM38 71V72H39ZM41 71H43V70H41ZM54 71H56V69L54 70ZM58 71H59V69H58ZM156 71V70H155ZM183 71V70H182ZM214 71V72H215ZM220 71H222V70H220ZM219 71V73L220 74H218V72H215V75H216V73H217V75H222L223 76V74H221V72ZM226 71H228L227 69H226ZM233 71V70H232ZM231 71V72H232ZM43 72H45V69H44V71ZM42 72V73H43ZM127 72H130V71H127ZM165 72V71H164ZM230 72V71H229ZM228 72V73H229ZM237 72H238V70H237ZM242 72H244L243 71V69H241L240 70V74L242 73ZM42 73L41 74H39L38 73V75L37 76H39V75H42ZM124 73H125V71H124ZM180 73H181V69H180ZM179 73V74H180ZM184 73V72H183ZM211 73V72H210ZM223 73V72H222ZM224 73H226L225 71H224ZM234 73V71H233V74H231V73H229V74H231L230 75V78H233V76H235L234 78H236L237 80H239V77L237 78L236 77V75H234L235 74ZM245 73V72H244ZM2 74V73H1ZM36 74V73H35ZM44 74V73H43ZM126 74V73H125ZM209 74V73H208ZM240 74L238 75V76H240ZM122 75V74H121ZM128 75V74H127ZM148 75V74H147ZM183 75V74H182ZM210 75V74H209ZM213 75V74H212ZM216 75V77H218ZM233 75V76H232ZM3 76V75H2ZM34 76H36V75H34ZM36 76V77H37ZM44 76H47L46 74L45 75H43V77ZM55 76V75H54ZM122 76H124V75H122ZM121 76V77H122ZM163 76L165 77V74H163ZM162 76V77H163ZM211 76V75H210ZM227 76V79H228V77H229V75L227 74L226 75ZM232 76V77H231ZM31 77V76H30ZM41 77V76H40ZM128 77V76H127ZM126 77V79H128ZM151 77V76H150ZM185 77V76H184ZM207 78H209L208 76H206ZM215 77V76H214ZM213 77V78H214ZM216 77H215V79H216ZM225 77V76H224ZM241 78L243 77V74H242V76H240ZM57 78V77H56ZM131 78V77H130ZM206 78V79H207ZM212 78V79H213ZM220 78V77H219ZM223 78V77H222ZM234 78H233V80H234ZM39 79V78H38ZM41 79V78H40ZM45 79H48V77L47 78H45ZM53 79V78H52ZM123 79V78H122ZM138 78H136V80H137ZM145 79V78H144ZM184 79V78H183ZM211 79V78H210ZM211 79V80H212ZM236 79L234 80V82L236 83L237 81H236ZM32 80V79H31ZM42 80V79H41ZM51 80V79H50ZM55 80V79H54ZM54 80H52V81H54ZM60 80H61V78H60ZM142 80V79H141ZM160 80V79H159ZM164 80V79H163ZM205 80V79H204ZM211 80H209V82L211 83V82H214L215 83V81H211ZM218 80V82L220 81L221 82V80L220 79H217ZM223 80H225L224 82H226V78L225 79H223ZM43 81H46V80H43ZM143 81V80H142ZM203 81V80H202ZM201 81V83H203ZM208 81V80H207ZM229 82H230V80H228ZM42 82V81H41ZM58 82H59V80H58ZM119 82H120V80H119ZM118 82V83H119ZM124 82V81H123ZM127 82V81H126ZM131 82V81H130ZM164 82V81H163ZM166 82V81H165ZM240 82H241V80H240ZM240 82H238L239 84L238 85H234V83H233V81H231L230 83L231 84H233L232 86H234V88L233 89H235V87L237 86V88L236 89H238V87L242 90V88L244 87L243 85H241L242 84V82L240 83ZM29 83V82H28ZM51 83V82H50ZM69 83V82H68ZM132 83H133V80H132ZM135 83V82H134ZM138 83V82H137ZM209 83V84H210ZM229 83V84H230ZM244 83V82H243ZM3 84V83H2ZM55 84H57V82L55 83ZM62 84V83H61ZM60 84V85H61ZM117 84V83H116ZM131 84V83H130ZM130 84H128V85H130ZM139 84V83H138ZM216 84V83H215ZM223 84V82L220 84V85H222ZM225 84V83H224ZM230 84V85H231ZM64 85V84H63ZM119 85V84H118ZM124 85L125 84H123V88H124ZM164 85V84H163ZM200 87H201V84H200V82H199V84H198ZM218 85V83L216 84V86ZM226 85H228V82H227V84ZM240 85L242 86V88L240 87ZM31 86V85H30ZM67 86V85H66ZM132 86H135V85H132ZM211 86L213 87V84H211ZM4 87V86H3ZM5 87H6V85H5ZM51 87V86H50ZM114 87V86H113ZM112 87V88H113ZM121 87V88H122ZM128 87H131V86H128ZM137 87V86H136ZM139 87V86H138ZM161 87V86H160ZM167 87V86H166ZM205 88H206V86H204ZM209 87V86H208ZM207 87V88H208ZM218 87V86H217ZM221 87V86H220ZM250 88H245V89H249V92H250V89L252 88L251 86H249ZM60 88V87H59ZM58 88V89H59ZM67 88V87H66ZM120 88V87H119ZM122 88V89H123ZM127 88V87H126ZM214 88H216L215 87V85H214ZM219 88V87H218ZM224 88H227V87H224ZM230 88V87H229ZM128 89H131V88H127V90ZM132 89H134V88H132ZM136 89V88H135ZM140 89V88H139ZM162 89V88H161ZM239 89V90H240ZM245 89H243V90H245ZM34 90V89H33ZM51 90V89H50ZM113 90H114V88H113ZM118 90V89H117ZM124 90V89H123ZM166 90V89H165ZM207 90V89H206ZM211 90V89H210ZM216 90H219V92H214L215 93V95L217 94L218 95V93H219V101L218 100H215V95H213L211 92H210V94L209 95H212V97H214V98H211V96H209L208 98H210L209 100H211V99H213L214 101H215V103H218V102H220V105H221V103L222 102H224V104H225V102L226 101H228L229 100V98H231L232 99V97H230V94L232 95V96H234L232 93H234L233 92V90H232V93H229V92H226V91H230L229 89H225L224 91H222L221 92V90H223V87L221 88V90L220 89H216ZM115 91V90H114ZM128 91H130V90H128ZM138 91V90H137ZM157 91H158V89H157ZM238 91V90H237ZM45 92V91H44ZM107 92V91H106ZM121 92V90L119 91V93ZM124 91H122V93H123ZM142 92H144V91H142ZM165 92H167V91H165ZM164 92V93H165ZM206 92H208V91H206ZM231 92V91H230ZM248 92V91H247ZM252 92L253 91H251V93H250V95L252 94ZM1 93V92H0ZM51 93H54V92H51ZM115 93V92H114ZM125 93V92H124ZM126 93H128V92H126ZM163 93V94H164ZM168 93V92H167ZM209 93V92H208ZM208 93H207V95H208ZM56 94V93H55ZM118 94V93H117ZM235 94V93H234ZM237 94V93H236ZM240 93H238V95H239ZM253 94H254V92H253ZM1 95V94H0ZM53 95V94H52ZM65 95V94H64ZM112 95H113V97H114V94L112 93ZM115 95H116V93H115ZM147 95V94H146ZM156 95V94H155ZM206 95V94H205ZM206 95V96H207ZM244 95V94H243ZM242 94H241V96H243ZM245 95H247V94H245ZM250 95H247V96H250ZM255 95V94H254ZM110 96V95H109ZM120 96H122V94L120 95ZM126 96H128L127 94L125 95V98H128V97H130V96H128V97H126ZM139 96V95H138ZM236 96V95H235ZM234 96V97H235ZM247 96L246 97H244V98H247ZM39 97V96H38ZM43 97V96H42ZM47 97V96H46ZM77 97V96H76ZM108 97V96H107ZM118 98H119V96H117ZM124 97V96H123ZM122 97V98H123ZM233 97V98H234ZM104 98V97H103ZM110 98V97H109ZM131 98V97H130ZM130 98H128V99H130ZM133 98V97H132ZM171 98V97H170ZM236 98H240L241 100L243 99V98H241L240 97V95L238 96V97H236ZM236 98H235V100H236ZM248 98H250V97H248ZM252 98H253V95H252ZM69 99V98H68ZM106 100L108 99V98H105ZM120 99H121V97H120ZM216 99H217V96H216ZM50 100V99H49ZM58 100V99H57ZM121 100H123V99H121ZM141 100V99H140ZM149 100V99H148ZM239 100V99H238ZM239 100L240 102H241V104H242V101H243V104H244V102H247L248 101V99H244V100ZM123 101H125V99L123 100ZM126 101H128V102H125V103H130V100H126ZM133 101H134V99H133ZM132 101V102H133ZM158 101H160V100H158ZM168 101V100H167ZM217 101V102H216ZM229 101H234V99L233 100H229ZM250 101V103L249 102H247L248 103V105L249 104H251L250 106H252V107H255L256 106V104L253 106V103H255V102H253V101H255V97H254V100H249ZM251 101H252V103H251ZM8 102V101H7ZM10 102V101H9ZM41 102H42V100H41ZM52 102V101H51ZM51 102H49V103H51ZM109 102V101H108ZM165 102H166V100H165ZM164 102V103H165ZM213 102V101H212ZM240 102H239V104H240ZM104 103H107V102H105V100H104ZM135 103V102H134ZM155 103V102H154ZM171 103V102H170ZM169 103V104H170ZM209 103H211V102H209ZM228 103V102H227ZM234 103H236V101H234ZM247 103L245 104V105H247ZM112 104L114 105V103L112 102ZM115 104H117V103H115ZM133 104V103H132ZM136 104V103H135ZM135 104H133V105H135ZM139 104V103H138ZM212 104H214V102L212 103ZM229 105H231L230 103H228ZM227 104V105H228ZM232 104H233V102H232ZM238 103H236V105H237ZM1 105V104H0ZM106 105V104H105ZM108 105H111L110 103H108ZM118 105H119V103H118ZM123 105V104H122ZM127 105V104H126ZM133 105H128V106H133ZM145 105V104H144ZM157 105V104H156ZM171 105L173 106V103H171ZM170 105V108H172L173 109V107ZM219 105V106H220ZM222 105H223V103H222ZM226 105V104H225ZM224 105V106H225ZM234 105V104H233ZM236 105H235V107H236ZM244 105V106H245ZM117 106V105H116ZM137 105H135V106H133V107H136ZM219 106H218V108H219ZM78 107H80V106H78ZM110 107V106H109ZM115 107V106H114ZM123 107V106H122ZM121 107V108H122ZM148 107V106H147ZM175 107V106H174ZM211 107H213V106H211ZM217 107V104H215V108ZM231 107V106H230ZM230 107H228L229 109H230ZM235 107H234V109H235ZM237 107H239V106H237ZM242 107V106H241ZM247 106H245V107H243L244 109H246L247 111H249L252 107H250V109H249V106L246 108ZM1 108H3V106H1ZM76 108V107H75ZM112 108V107H111ZM121 108H120V110H121ZM168 107H167V104H166V109H167ZM225 108H227L226 106H225ZM225 108H224V110L223 111H225ZM227 108V109H228ZM232 108V107H231ZM240 108V107H239ZM238 108V109H239ZM256 108V107H255ZM80 109V108H79ZM100 109V108H99ZM113 109V108H112ZM114 109H119V108H114ZM113 109V110H114ZM165 109V108H164ZM165 109V110H166ZM169 109V108H168ZM217 109V108H216ZM228 109V110H229ZM249 109V110H248ZM254 109V108H253ZM252 109V110H253ZM120 110H119V112H120ZM124 110H128V109H124ZM123 110V111H124ZM131 110V109H130ZM137 110H138V112H140V110H139V108H137ZM145 110H146V108H145ZM151 110V109H150ZM170 110V109H169ZM168 110V111H169ZM174 110V109H173ZM179 110V109H178ZM178 110L177 111H175V113L174 112H172L171 113V115H170V112H169V114H167L168 116L167 117H169V116H171L170 118H167V119H169L170 120V122L174 125V127L175 128H177L178 130L179 129H181V127L183 126V127H187L186 125H188L187 124V122L189 123V121H188V117L187 116H185V114H183L182 113V111L183 110H181V112L180 113H177L178 112ZM215 110V109H214ZM240 110V109H239ZM246 110H244V111H246ZM6 111V110H5ZM115 111V110H114ZM122 111V112H123ZM133 112H134V108H133V110H132ZM171 111V110H170ZM185 111V110H184ZM183 111V112H184ZM216 111V110H215ZM221 111V112H220ZM219 111V114H222V106H221V110ZM230 111H235V110H233V108L231 109V110H229V112ZM243 111V112H244ZM246 111V112H247ZM7 112V111H6ZM82 112V111H81ZM80 112V113H81ZM116 112V111H115ZM114 112V113H115ZM128 112H130V114H131V111H128ZM128 112H126L127 114H128ZM187 112V111H186ZM236 112H238V110H236ZM240 113H241V111H239ZM239 112H238V114H239ZM8 113V112H7ZM79 113V114H80ZM116 113H118V111L116 112ZM124 114H125V111L123 112ZM141 114L140 115H142V111L140 112ZM168 113V112H167ZM185 113V112H184ZM187 113H189V112H187ZM224 113V115H225V112H223ZM231 113V112H230ZM229 113V114H230ZM233 113H235V112H233ZM10 114V113H9ZM119 114H122V113H119ZM130 114H128V115H130ZM159 114V113H158ZM192 114H194L193 112L192 113H190V115H192ZM218 114V115H219ZM0 115H1V113H0ZM2 115H4V114H2ZM82 115H84V114H82ZM81 115V116H82ZM126 115V114H125ZM153 115H155V114H153ZM196 115V114H195ZM195 115H193V119H194V116ZM226 115H228V112H226ZM231 115V114H230ZM233 115V114H232ZM235 115V114H234ZM241 115V114H240ZM12 116V115H11ZM49 116V115H48ZM47 116V117H48ZM57 116V115H56ZM80 116V115H79ZM114 116H115V114H114ZM119 116V115H118ZM118 116H117V118H118ZM158 116V115H157ZM236 116V115H235ZM6 117H8V115L6 116ZM5 117V118H6ZM106 117V116H105ZM126 117V116H125ZM128 117H130V116H128ZM237 117H239V115L237 116ZM242 117V116H241ZM241 117H240V121H239V125H240V122H242L243 123V121H245L246 119L245 118H243L242 117V119H245V120H243V121H241ZM51 118V117H50ZM4 119V118H3ZM8 119H10V117H8ZM26 119V118H25ZM52 119V118H51ZM116 119V118H115ZM126 119H127V117H126ZM134 119V118H133ZM193 119H190L191 121L193 120ZM198 119V118H197ZM7 120V119H6ZM128 120V119H127ZM126 120V121H127ZM166 120V119H165ZM195 120H196V117H195ZM250 120V119H249ZM248 120V121H249ZM5 120H3V122H4ZM80 121V120H79ZM86 121V120H85ZM104 121V120H103ZM130 121H132V119L130 120ZM135 121V120H134ZM197 121V120H196ZM196 121L193 123V122H191V124L190 125H188L189 127H195V126H197V125H195V123H196ZM2 122V121H1ZM2 122V123H3ZM11 122V121H10ZM13 122V121H12ZM21 122V121H20ZM84 122V121H83ZM87 122V121H86ZM128 122V121H127ZM167 122V121H166ZM169 122V121H168ZM169 122V123H170ZM199 122V121H198ZM202 122H203V120H202ZM253 122H255V121H253ZM82 123V122H81ZM162 123V122H161ZM249 122H247V124H248ZM4 124V123H3ZM9 124V123H8ZM110 124V123H109ZM115 125H117L118 124V122H117V124L116 123H114ZM126 124V123H125ZM162 124H164V123H162ZM206 122H204V125L205 126H203V123L201 124V126H203V128L201 129V130H205L204 128H207L208 126H206ZM245 125V127L247 126L246 125V123H244ZM256 124H258V121H257V123ZM53 125V124H52ZM62 125V124H61ZM90 125V124H89ZM88 125V126H89ZM128 125V124H127ZM135 125V124H134ZM150 125V124H149ZM167 125H168V123H167ZM170 126H171V124H169ZM172 125V126H173ZM185 125V126H184ZM195 125V126H194ZM200 125V122H199V124H198V127H200L201 128V126H199ZM249 125V124H248ZM258 125H260V123L258 124ZM87 126V127H88ZM102 126V125H101ZM118 126V128H120V126H121V123L119 124V125H117ZM116 126V127H117ZM136 126V125H135ZM240 126H243V124H241ZM240 126H239V129H240ZM243 126V127H244ZM249 126H252V130L254 129L253 128V124H250ZM81 127V126H80ZM112 127V126H111ZM152 127V126H151ZM13 128V127H12ZM11 128V129H12ZM52 128V127H51ZM105 128H107V129H109V127H105ZM105 128H103V130L105 131ZM128 128H130V127H128ZM174 128V129H175ZM196 128V127H195ZM199 128V129H200ZM210 128H213V127H208V130H206L205 132H207V134L209 133V134H211L212 133V130H214L215 128H213L212 130H210ZM247 128V127H246ZM10 128H8V126L6 127V125H2V124H0V264H114V260H116V262L118 263V264H137L136 263V261L138 260V259H136V261L135 262H132V261H134V259L132 258V260L130 261V259H128L127 257V252L125 253V255L123 254V253H120V254H116V252H117V250H116V252L114 253L115 255H113L114 256V258H113V256H112V259L110 260L108 257H107V255H106V252L104 253V250H103V253H98L99 252V250L100 249H105V246H104V244H106V243H108V246H109V240H108V242H106V243H104V244H102L103 242H105V241H102L103 239H101V236H99V235H97V233L95 232L96 231V228H98L97 227V224H96V226L94 225V227H82V225L80 226L79 225V227H73V226H76L77 225V223L78 224H82V223H85L86 221H90L88 218H90L91 216H95V215H91L90 217H88L89 215L85 212V211H87L88 209H86V210H84V208H88L87 207V204L86 203H84L86 200L88 201V203H89V201H90V199L88 200L87 199V197H89V196H87V194L85 195V192L84 193H80V194H74L75 193V191H74V193H73V197L72 196H69V199H67L66 201L67 202H64V201H62V202H64L61 206H60V204H59V207L56 205V204H58V203H56V204H53L54 202H56V201H53V203H52V205H54V207H55V205H56V207L55 208H49V207H46V205L47 204H49V203H47V199H49V198H51L52 197V192H55V195L54 196H56V195H60L61 193H62V191H61V189H62V187L60 186L61 184L60 183H58V180L56 181V180H54L55 178H53L52 179V183L50 182V181H48L49 182V185L48 184H43V182L38 178V175L39 174H43L44 175V173L47 171V170H44V168H42L43 166L41 165V164H38V165H36L35 166V164H34V166H31V168H26L25 167V165L24 164H26V163H24L25 162V160H24V155H23V150H22V148L17 144H14L13 142H12V140H10V139H8L9 138V136H11L12 135V133L14 134V128L12 129L13 130V132H12V130H11ZM21 129V128H20ZM60 129V128H59ZM79 129H81V128H79ZM106 129V131L105 132H111V134L112 133H114V131H115V129H114V131L112 132L111 130L109 131V130H107ZM143 129V128H142ZM163 129H164V126H163ZM170 129V128H169ZM172 129H173V127H172ZM171 129V130H172ZM173 129V130H174ZM186 129V128H185ZM248 129V131H249V129L250 128H247ZM247 129H246V131H247ZM255 129H257L256 127H255ZM84 130V129H83ZM83 130H80V131H83ZM102 130V131H103ZM119 130V129H118ZM118 130H116V131H118ZM120 130H122V127L120 128ZM125 130V129H124ZM123 130V131H124ZM131 130V129H130ZM186 130H188V129H186ZM193 130H195V133L196 132H198L197 131V129H193ZM217 130V128L215 129V131ZM219 130V129H218ZM251 130V131H252ZM260 130V128H258V131ZM78 131V130H77ZM79 131V132H80ZM103 131V135L105 134V132ZM116 131H115V133H116ZM128 131V130H127ZM163 131V130H162ZM177 131V130H176ZM181 131H184L183 129H181ZM188 131H191V130H188ZM188 131H186V134H187V132ZM208 131H211V133L210 132H208ZM254 131V130H253ZM253 131H252V133H253ZM262 131H263V129H262ZM261 131V132H262ZM76 132V131H75ZM78 132V134H80L81 135V133L82 132H80L79 133ZM107 132V133H108ZM118 132H120V131H118ZM133 132H134V130H133ZM132 132V133H133ZM143 131H141L140 130V132H139V134L140 135H144V132L142 133ZM147 132V131H146ZM169 132H171L170 130H169ZM168 132V133H169ZM174 132V131H173ZM193 132V131H192ZM202 132H204V131H202ZM217 132V131H216ZM219 133H221L220 131H218ZM260 132V131H259ZM259 132H258V134L256 133L255 134V136L256 135H259ZM84 133H85V130H84ZM84 133H82V136H83V134ZM87 133H89V131L87 132ZM91 133H93L92 131H91ZM106 133V134H107ZM121 133H123L122 131H121ZM136 133V132H135ZM142 133V134H141ZM177 133V132H176ZM181 133V132H180ZM180 133H179V135H180ZM184 133V132H183ZM193 134V133H191V132H188V134ZM20 134V133H19ZM77 134V132L75 133V135ZM77 134V135H78ZM94 134V133H93ZM93 134H91V135H93ZM105 134V135H106ZM118 134L119 133H117V136H118ZM128 134H130L131 135V132L130 131H128ZM128 134H126V136H128ZM137 134H138V132H137ZM172 134L173 133H171L170 135L172 136ZM175 134V133H174ZM197 134H203V135H205V133H197ZM208 134V135H209ZM222 134H223V132H222ZM263 134V133H262ZM80 135H78L79 137H80ZM85 135V134H84ZM89 134H87L86 135V137L88 136ZM96 135H97V133H96ZM100 137H102V134H101V132H100ZM104 135V136H105ZM123 135H125L124 133H123ZM123 135H121V136H118L117 138H122L123 137ZM143 135H142V137H143ZM155 135V134H154ZM178 135V134H177ZM184 135H185V133H184ZM196 135V134H195ZM202 135V136H203ZM207 135V136H208ZM227 134H225L224 133V136H226ZM90 136V135H89ZM97 136H99V135H97ZM108 136V135H107ZM112 136V135H111ZM115 136V135H114ZM113 136V137H114ZM126 136H124V137H126ZM153 136V135H152ZM183 135L181 134V137H182ZM198 136V135H197ZM211 136V135H210ZM209 136V137H210ZM221 136L222 135H220V138H221ZM260 136H261V133H260ZM53 137H54V135H53ZM74 137V136H73ZM85 137V136H84ZM84 137H82V138H84ZM100 137L99 138H97L96 137V139H98L97 141H99L100 140ZM113 137L111 138V139H113ZM116 137V136H115ZM132 136H128V138L126 139V138H124V141H126V140H128V139H130ZM136 137H137V135H136ZM140 137V136H139ZM139 137H137L138 139H139ZM141 137V138H142ZM165 137H167V136H165ZM169 137V136H168ZM172 137H177L176 135L175 136H172ZM185 137V136H184ZM187 137H188V135H187ZM191 137V136H190ZM204 137H206V135L204 136ZM209 137H208V139H209ZM213 137V134H212V136H211V138ZM216 137H218V135L216 136ZM226 137H229V135L228 136H226ZM254 137V136H253ZM258 137V136H257ZM256 137V138H257ZM81 138V139H82ZM91 138V137H90ZM89 138V139H90ZM104 138V137H103ZM102 138V140H104ZM107 138V137H106ZM120 138H119V142H120ZM144 138H146V136L145 137H143V141H144ZM198 138V137H197ZM207 138V137H206ZM210 138V139H211ZM260 138V137H259ZM57 139V138H56ZM95 139V140H96ZM107 139H109V136H108V138ZM126 139V140H125ZM133 139H134V137L130 140V143H131V141H133ZM164 139V138H163ZM163 139H162V144H163ZM166 139V138H165ZM164 139V140H165ZM188 139H189V137H188ZM191 139V138H190ZM214 139V138H213ZM212 139V140H213ZM217 139H219V138H216V140ZM225 139V138H224ZM227 139V138H226ZM262 139V138H261ZM264 139V138H263ZM263 139H262V142H264L263 141ZM76 140V139H75ZM78 140V139H77ZM87 140H88V138H87ZM141 140V141H142ZM151 140V139H150ZM180 140H181V138H180ZM183 140V139H182ZM185 140V139H184ZM215 140V139H214ZM215 140V141H216ZM79 141H80V139H79ZM83 141H85V143L86 142H89V141H86V139L84 140L83 139ZM91 141L92 142H90L91 143V145H95V146H98L97 145V141L95 142V141H93V139H91ZM108 141H110V140H108ZM107 141V143H111V141L110 142H108ZM112 141H114V140H112ZM116 142H117V139L115 140ZM122 141H123V139H122ZM121 141V142H122ZM140 141V140H139ZM138 141V142H139ZM148 140H146V142H147ZM200 141H201V138H200ZM205 141V140H204ZM253 141V140H252ZM256 141H257V139H256ZM255 141V142H256ZM77 143H76V145H78L79 144V142L78 141H76ZM82 142V141H81ZM80 142V144H83V143H81ZM95 143V144H92V143ZM103 142L104 141H102V145H104L103 144ZM136 142V141H135ZM165 142H167V140L165 141ZM182 142V141H181ZM192 142V141H191ZM195 142V141H194ZM193 142V143H194ZM198 142V141H197ZM90 143H88V144H90ZM100 143V142H99ZM113 143V142H112ZM115 143V142H114ZM124 143V142H123ZM130 143H127V145L128 144H130ZM141 143V142H140ZM149 143V142H148ZM160 143H161V140H160ZM183 143V142H182ZM200 143V142H199ZM201 143H203L202 141H201ZM253 143V142H252ZM251 140H250V142L248 143V145L250 146V147H252L251 146ZM79 144V145H80ZM117 144V143H116ZM125 144V143H124ZM142 144V143H141ZM146 144V143H145ZM150 144V143H149ZM166 144V143H165ZM192 144V143H191ZM198 144V143H197ZM261 144V143H260ZM260 144H258V142H256V143H254L253 145H254V147H255V149H254V147H252V148H246L247 150H255V151H258V153L259 152H261V153H263V155H264V148H261L262 147V144L260 145ZM264 144V143H263ZM85 145V144H84ZM83 145V146H84ZM102 145L100 146V148L102 149L103 147H102ZM111 145H113V144H111ZM118 145V144H117ZM122 145V147L120 148L121 150H122V148H123V144H121L120 143V145L119 146H121ZM127 145H126V147H127ZM133 145L134 146H137L136 145V143H134L133 142ZM140 144H138V146H139ZM142 145H144V142H143V144ZM141 145V146H142ZM190 145V144H189ZM195 145H196V142H195ZM200 145H202V144H200ZM205 145H208L207 143H205ZM83 146L81 147V145H80V147L82 148V149H85V146H84V148H83ZM105 146V145H104ZM115 146V145H114ZM119 146H118V151H119ZM128 146H132V143H131V145H128ZM140 146V147H141ZM148 146H150V145H148ZM152 146V145H151ZM154 146H155V144H154ZM157 146H158V143H157ZM162 146V148H164V144L163 145H161ZM193 146H194V144H193ZM204 146V145H203ZM76 147H78V146H76ZM108 147H109V144H108ZM125 147V146H124ZM144 147V146H143ZM158 147H160V145L158 146ZM196 147V146H195ZM207 147V146H206ZM248 147V146H247ZM264 147V146H263ZM104 148H106V147H104ZM115 148V147H114ZM134 147H131V149H133ZM148 147H147V144H146V146L144 147V149H147ZM198 149V151H200L201 150V146H199V147H197ZM219 148H221V147H219ZM77 149V148H76ZM88 149V148H87ZM87 149H86V151H87ZM92 149H94L93 147H92ZM106 149H108V148H106ZM105 149V150H106ZM109 149H111L112 150V146H111V148H109ZM116 149V150H117ZM138 149V148H137ZM141 149V148H140ZM152 150L153 149V146L150 148L149 147V150ZM154 149H155V147H154ZM153 149V150H154ZM159 149H161V148H159ZM158 149V150H159ZM186 149V148H185ZM209 149V148H208ZM207 149V150H208ZM115 150V151H116ZM121 150H120V152H121ZM143 150V149H142ZM141 150V152H143ZM148 150V151H149ZM150 150V151H151ZM192 150H194V149H192ZM204 151L206 150L205 148L203 149ZM220 150V149H219ZM225 150L227 151V150H230V149H227V148H225ZM232 150V149H231ZM230 150V152H232ZM33 151V150H32ZM89 151V150H88ZM94 151V150H93ZM99 151H101L100 149H99ZM102 151H104V149H102ZM133 151V150H132ZM147 151V152H148ZM163 151H164V149H163ZM196 151V150H195ZM204 151H201V152H204ZM221 151H222V149L219 151L220 153H221ZM65 152H67V150L65 151ZM64 152V153H65ZM71 152V151H70ZM108 152V151H107ZM127 155H131V153L130 154H128V152H130V151H127V149H125V151H124ZM124 152H122L123 153V155H124ZM134 152H135V150H134ZM140 152V151H139ZM138 151H137V153L138 154H134V155H140L141 156V154L139 153ZM144 152H146V151H144ZM159 152V151H158ZM161 152V151H160ZM206 152V151H205ZM223 152H224V149H223ZM222 152V153H223ZM230 152H228V153H230ZM251 152L252 153H254V157H255V154H257V152H254V151H250V154H251ZM72 153V152H71ZM71 153H67V154H69V155H72ZM86 153V152H85ZM106 153V152H105ZM109 153V152H108ZM119 153V152H118ZM136 153V152H135ZM151 153V152H150ZM164 152H162V154H163ZM187 153V152H186ZM196 153V152H195ZM200 153V152H199ZM218 153V152H217ZM216 153V154H217ZM220 153H218V154H220ZM225 153V152H224ZM224 153H223V156H221L220 155V159L223 157V159H226L227 158V153H226V157L224 158ZM260 153V154H261ZM66 154V153H65ZM66 154V155H67ZM87 154H88V152H87ZM143 155H144V153H142ZM161 154V155H162ZM230 154H232V155H230ZM230 154H228V159L230 160L231 159V157H233L232 158V160H230V164L233 166V164L236 166V167H238L237 165H236V163H238L237 162V159H239V158H237L236 159V155L234 154V150H233V153H230ZM234 154V155H233ZM68 155V156H69ZM75 155V154H74ZM82 155V154H81ZM89 155V154H88ZM123 155H120V156H122L123 157ZM147 155H148V153H147ZM188 155H191V154H189L188 153ZM252 155V154H251ZM73 156V155H72ZM71 156V157H72ZM77 156V155H76ZM126 156V155H125ZM137 156V157H138ZM138 157V160L142 157ZM145 156V155H144ZM151 156H152V154H151ZM186 157H187V154L185 155ZM199 156V155H198ZM218 156V155H217ZM258 156H259V154H258ZM64 157H66V156H64ZM73 157H75V156H73ZM93 157V156H92ZM131 157H133L132 155L130 156V158ZM137 157H135V158H137ZM150 157V156H149ZM188 157H190V156H188ZM188 157H187V160H188ZM193 157V156H192ZM257 157V156H256ZM254 158L255 160H257V158ZM261 157H263V156H260V158ZM67 158V157H66ZM87 158V157H86ZM126 158V157H125ZM145 158V157H144ZM147 158V157H146ZM210 158H211V156H210ZM209 157L208 158H206V159H209V160H211ZM212 158H214L215 159V155L212 157ZM218 158H219V156H218ZM252 158H253V156H252ZM259 158V159H260ZM264 158V157H263ZM262 158V159H263ZM62 158H60V160H61ZM68 159H69V157H68ZM80 159V158H79ZM81 159H82V157H81ZM90 159V158H89ZM126 159H128V157L126 158ZM148 159H150V158H147V160ZM163 159V158H162ZM191 159V158H190ZM195 159H197L196 157H195ZM205 159V158H204ZM222 159V160H223ZM30 159H28V161H29ZM51 160V159H50ZM70 161H71V158L69 159ZM128 160H130V159H128ZM134 161V157H133V159H131V161ZM138 160H136V162H133V163H136L137 164V162H138ZM151 160V159H150ZM154 159H152V161H153ZM221 160V161H222ZM227 160V159H226ZM226 160H224V162L226 163ZM261 160V159H260ZM74 161H76V157H75V160ZM84 161V160H83ZM127 161V160H126ZM125 161V163H127ZM142 161H143V158H142ZM145 161H146V159H145ZM185 161L186 160H184L183 162L185 163ZM190 161V160H189ZM199 161H200V159H199ZM204 161V160H203ZM207 161V160H206ZM219 161V160H218ZM232 161V162H231ZM239 161H241V159L239 160ZM263 161V160H262ZM58 162H59V159H58ZM72 162H73V160H72ZM72 162H69L70 163V167H71V164H73L74 165V162L72 163ZM80 163H82L81 161H79ZM78 162V163H79ZM144 162V161H143ZM150 162V161H149ZM188 162V161H187ZM197 162H198V159H197ZM242 162H244V161H242ZM240 163L241 165H243V170H245L246 168V171L245 172H238L239 174H237V176L236 177H238V179H237V181L239 182V180L241 181V180H246V177L245 176H248V178H249V180L251 181V179H253V176H254V174H255V171L253 170V169H251V168H249V166L247 165L248 163L247 162H245V163ZM36 163V162H35ZM46 163V162H45ZM55 163V162H54ZM53 163V164H54ZM60 163V165H61V162H59ZM64 163H66V162H64ZM78 163H76V164H78ZM141 164V162H138V164ZM151 163V162H150ZM211 164H212V162H210ZM209 162L208 163H206V164H210ZM228 163V164H229ZM57 164V163H56ZM67 164H68V162H67ZM67 164H66V166H67ZM122 164V163H121ZM131 164V163H130ZM130 164H127L128 166H126V168L127 167H130ZM135 164V165H136ZM139 164V165H140ZM152 164V163H151ZM151 164H149V165H151ZM166 164V163H165ZM201 164H203V162L201 163ZM126 165V164H125ZM133 165V164H132ZM134 165V166H135ZM139 165H137V166H139ZM145 163H144V166H143V164L142 165H140L141 167H139V169L140 168H143V167H145ZM148 165V163H147V166H149ZM153 165V164H152ZM239 165V164H238ZM240 165V166H241ZM65 165H64V167H66ZM83 165H81V168H83L82 167ZM134 166H131V167H134ZM135 167L134 169H136V168H138V167ZM235 166H233V168L235 167ZM244 166H245V169H244ZM59 167H61V166H59ZM58 167V168H59ZM62 167H63V165H62ZM61 167V168H62ZM69 167V168H70ZM73 167V169L75 168L74 166H72ZM89 167V166H88ZM154 167V166H153ZM153 167H151V169L153 168ZM242 167V166H241ZM50 167L48 166V169H49ZM57 168V169H58ZM86 168V167H85ZM123 168V167H122ZM125 168V169H126ZM147 168V167H146ZM174 168V167H173ZM172 168V169H173ZM180 168V167H179ZM232 168V167H231ZM231 168H229V169H231ZM232 168V169H233ZM54 169H55V166H54ZM54 169H49L50 171L52 170H54ZM63 169H65V168H63ZM66 169H67V172L69 171L68 170V166L66 167ZM89 169V168H88ZM128 169V168H127ZM126 169V170H127ZM144 169V168H143ZM142 169V170H143ZM148 170H149V168H147ZM154 169V168H153ZM157 169V168H156ZM163 169V168H162ZM231 169V170H232ZM49 170L47 171V172H49ZM62 170V169H61ZM80 170V169H79ZM78 170V171H79ZM82 170H84V169H82ZM81 170V171H82ZM90 170V169H89ZM89 170H88V172H89ZM123 170H124V168H123ZM128 170H132V169H128ZM127 170V171H128ZM138 170V169H137ZM141 170V171H142ZM145 170V169H144ZM164 170H166V169H164ZM171 170V169H170ZM178 170H180V169H178ZM182 170V169H181ZM188 171H190L191 173H192V175L190 176V180H189V182H187L188 183V185L187 184H185V185H187L188 186V192H190L191 190L190 189H192V193H193V191L195 192V194H197L198 195V193H199V191L198 190H200V193H199V196H200V199L197 201V203L195 204L196 205V208H198V210L201 208H211V206L212 207H214V205H213V200L215 201V198H213L214 196L216 197H218V196H220V195H222V194H216L215 195V193H216V191H215V193H213L214 194V196L212 195V192H209V190L208 191H206L207 193H204L205 191H203L202 190V186H206L207 184H209V183H212V182H214L215 183V186H213L214 188L215 187H217L218 186V184L220 183V180H221V174H223L224 172H226L227 174L231 171H228V167H226V168H223V167H221L220 169H218V170H215L214 172H212L211 174H210V176L209 177H205V175H204V177H200L201 176V174H198V175H200L199 177L200 178H197V175H195V173H196V171H197V169H196V165L193 163L190 167H189V169H187ZM234 170V169H233ZM235 170H238V169H235ZM240 170V169H239ZM55 171V175L57 174V170H54ZM66 171V170H65ZM71 171H72V169H71ZM145 171H147V170H145ZM151 171V170H150ZM153 171V170H152ZM154 171H156V170H154ZM154 171H153V173H154ZM172 171V170H171ZM173 171L175 172V170L173 169ZM187 171V172H188ZM241 171V170H240ZM63 172H64V170H63ZM67 172H64L63 174H68ZM70 172V171H69ZM74 172H76V169L74 170ZM74 172H72V175H73V177H74V174L76 175V173H74ZM87 172V170H85V172L84 173H86ZM187 172H186V174H187ZM50 173H53V172H50ZM60 173V172H59ZM74 173V174H73ZM83 173V172H82ZM83 173V174H84ZM149 173H152V172H149ZM177 173V172H176ZM182 173H184L183 171H182ZM203 173V172H202ZM226 173H224L223 175H226ZM46 174V173H45ZM48 174V173H47ZM54 174V173H53ZM79 174H80V171H79ZM88 174H90V173H88ZM87 174V175H88ZM104 173H102L101 174V172H100V174L98 173L97 175H99V177H100V175H103ZM124 174V173H123ZM128 175H130L131 174V172L130 173H127ZM175 174V173H174ZM189 174V173H188ZM206 175L208 174V172L207 173H205ZM50 175V174H49ZM62 175V174H61ZM69 175H71V172L69 173ZM82 175V174H81ZM85 175V174H84ZM93 175V174H92ZM107 175H109V174H107ZM118 176H116V177H118V178H120V176H119V174H117ZM179 175H182L181 173H179ZM229 175V174H228ZM40 176V175H39ZM48 176V175H47ZM51 176H53V175H51ZM50 176V177H51ZM60 176V175H59ZM62 176H64V178L66 179V178H68L66 175H62ZM104 176V175H103ZM103 176L101 177V178H103ZM105 176H106V174H105ZM114 176V177H115ZM125 176V175H124ZM134 176V175H133ZM176 176H177V174H176ZM184 176H185V174H184ZM186 176H189V175H186ZM185 176V177H186ZM55 177V176H54ZM61 177V176H60ZM72 177V178H73ZM77 177L78 176H76V179H77ZM83 177V176H82ZM86 177V176H85ZM89 177H91V175H89L88 176V178ZM107 177V176H106ZM111 177V176H110ZM142 177V176H141ZM145 177V176H144ZM144 177L142 178V179H144ZM182 177V176H181ZM185 177H183V178H185ZM230 177V176H229ZM232 177V176H231ZM71 178V177H70ZM71 178V179H72ZM79 178V177H78ZM98 178V177H97ZM227 178H228V176H227ZM232 178H234V177H232ZM247 178V179H248ZM47 179V178H46ZM70 179V180H71ZM76 179H74V181H76ZM80 179V178H79ZM85 179H87V178H85ZM113 180H114V178H112ZM121 179V178H120ZM119 179V181H122V180H120ZM151 179V178H150ZM150 179H146L145 178V180H149L150 181ZM152 179H154L155 180V178H152ZM182 179V178H181ZM230 179V178H229ZM235 179V178H234ZM51 180V179H50ZM70 180H68V184H70L69 183V181ZM82 180H83V178H82ZM88 180V179H87ZM86 180V181H87ZM90 180V179H89ZM94 180V179H93ZM101 180V179H100ZM118 180V179H117ZM126 180V179H125ZM183 180H185V179H183ZM227 180V179H226ZM231 180V179H230ZM233 180V179H232ZM249 180H248V184H249ZM65 181V180H64ZM67 181V180H66ZM81 181V180H80ZM79 180L77 181V182H80ZM84 181V180H83ZM104 181V180H103ZM148 181V182H149ZM179 181V180H178ZM177 181V182H178ZM236 181V180H235ZM244 181H241V183L242 182H244ZM88 182V181H87ZM87 182H85V183H87ZM90 182V181H89ZM101 182V181H100ZM108 181L105 179V183H107ZM113 182V181H112ZM111 181L109 182L110 184L112 183ZM135 182V181H134ZM144 182V181H143ZM142 182V183H143ZM159 182H160V180H159ZM222 182V181H221ZM50 183H51V185H50ZM64 183V182H63ZM84 183V184H85ZM94 183L95 184H98L99 183V181H98V183H96L95 182V180H94ZM103 183V182H102ZM104 183V184H105ZM145 183H147V182H145ZM161 183V182H160ZM184 183H186V181H184ZM214 183L213 184H211V185H214ZM223 183V182H222ZM241 183H237V185L239 184V185H241ZM60 184V185H59ZM65 184V183H64ZM93 184V183H92ZM103 184V185H104ZM109 184V185H110ZM115 184V183H114ZM144 184V183H143ZM143 184H140V186L141 185H143ZM152 184V187L153 186H155V185H158V184H155V185H153L154 183H151ZM150 184V185H151ZM229 184H230V182H229ZM234 184V183H233ZM232 184V182H231V184L230 185H233ZM236 184V183H235ZM251 184H253V183H251ZM63 185V184H62ZM71 185H73V184H71ZM75 185V184H74ZM99 185H100V183H99ZM103 185H102V187H103ZM106 185V184H105ZM113 185V184H112ZM144 185H146V184H144ZM148 185V184H147ZM149 185V186H150ZM160 185H163V183L162 184H160ZM210 185V184H209ZM208 185V186H209ZM210 185V186H211ZM226 185V184H225ZM228 185V184H227ZM230 185H228L229 187H230ZM245 186V184H243L242 183V185H241V188H242V186ZM247 185V184H246ZM68 185L66 184V186L65 187H67ZM78 186H83V183L80 185V184H78ZM84 186H86V185H84ZM87 186H89V185H87ZM86 186V187H87ZM94 186V185H93ZM108 186V185H107ZM114 186V185H113ZM115 186H117V185H115ZM136 186V185H135ZM207 186V187H208ZM209 186V187H210ZM221 186V185H220ZM220 186H218V188L220 187ZM243 186V187H244ZM254 186V185H253ZM74 187V186H73ZM73 187H72V189H73ZM90 187H91V183H90ZM99 187H101V186H98V188ZM110 188H111V186H109ZM137 187V186H136ZM141 187H143L142 189H144V192L147 190H145V188H144V186H141ZM145 187H147V186H145ZM151 187V186H150ZM151 187V188H152ZM156 187V186H155ZM226 187V186H225ZM247 187V186H246ZM250 187H252V185L250 186ZM250 187L248 188V189H250ZM254 187H256V186H254ZM96 188V190H97V187H95ZM104 188V187H103ZM115 188V187H114ZM134 188V187H133ZM149 188V187H148ZM154 188V187H153ZM185 188V187H184ZM183 188V189H184ZM211 188V187H210ZM226 188H228V187H226ZM245 188V187H244ZM65 189V188H64ZM69 189H71L70 187L68 188V191H69ZM75 189H79L80 190V188H77V185H76V188L74 187V190ZM85 188H83L82 190H84ZM87 189V188H86ZM88 189H89V187H88ZM88 189H87V191H88ZM93 189V188H92ZM102 189V188H101ZM136 189V188H135ZM139 189H141V188H139ZM156 189V188H155ZM168 189V188H167ZM182 189V190H183ZM186 189V188H185ZM184 189V190H185ZM220 189V188H219ZM236 189H239L238 187H236ZM255 189V188H254ZM257 189H258V186H257ZM255 190V192H258V190ZM105 190V188L103 189V191ZM113 190V189H112ZM111 190V191H112ZM137 190V189H136ZM183 190V191H184ZM211 191H212V189H210ZM227 190V189H226ZM235 190V185H234V187L233 188H230V190L228 189V191H230L231 193H233V191ZM240 191H241V189H239ZM247 190V189H246ZM251 190V189H250ZM73 191V190H72ZM100 191V190H99ZM106 191V190H105ZM109 190H107L106 192H108ZM111 191H109L108 193H110ZM149 191V190H148ZM153 191V190H152ZM201 191H203V194H201ZM219 190H217V192H218ZM225 191V190H224ZM236 191V190H235ZM238 191V190H237ZM243 191L245 192V189H243ZM260 191V190H259ZM65 192V191H64ZM67 192V191H66ZM76 192H78V190L76 191ZM80 192V191H79ZM89 192H91V193H93V191H89ZM96 192V191H95ZM113 192V191H112ZM141 192H142V190H141ZM151 192V191H150ZM181 192V191H180ZM223 192V191H222ZM227 191H225V194H228V192L226 193ZM229 192V193H230ZM51 193V194H50ZM58 193V194H57ZM69 193V192H68ZM71 193V192H70ZM71 193V194H72ZM90 193V194H91ZM102 193V192H101ZM100 193V194H101ZM105 192H103V194H104ZM137 193V192H136ZM148 193V192H147ZM147 193H144L143 195H149V194H147ZM191 193V192H190ZM234 193H236V192H234ZM241 193V192H240ZM260 192H258V195H259V199L261 198L260 196H261V193L259 194ZM63 194V193H62ZM61 194V195H62ZM65 194V193H64ZM70 194V195H71ZM115 194V193H114ZM123 194V193H122ZM187 194V193H186ZM189 194V193H188ZM187 194V195H188ZM242 194V193H241ZM241 194H239V200L242 198L243 199V197L241 196L240 197V195ZM246 194V193H245ZM252 194V193H251ZM254 194V193H253ZM255 194H257V193H255ZM254 194V195H255ZM60 195V196H61ZM94 195H96V193L94 194ZM109 195V194H108ZM124 195V194H123ZM128 194H126V196H127ZM138 195H139V193H138ZM174 195V194H173ZM181 195H182V193H181ZM184 196H185V194H183ZM190 195V194H189ZM192 195V194H191ZM224 195V194H223ZM222 195V196H223ZM229 195V194H228ZM227 195V196H228ZM235 195V194H234ZM233 195V196H234ZM248 195V194H247ZM65 196H67V195H64L63 197H65ZM100 196V195H99ZM111 196V195H110ZM126 196H125V198H126ZM128 196H130V195H128ZM132 196H133V194H132ZM150 196H152V192H151V195ZM172 196V195H171ZM195 196V195H194ZM224 196H226V195H224ZM223 196V197H224ZM230 197L232 196V195H229ZM244 196V195H243ZM252 196V195H251ZM62 197V198H63ZM91 197V196H90ZM123 197V196H122ZM135 197H136V195H135ZM140 197V196H139ZM142 197V196H141ZM143 197H146V196H143ZM166 197V196H165ZM164 197V198H165ZM173 197H175V195L173 196ZM235 197V196H234ZM234 197H232L233 199H234ZM53 198V197H52ZM51 198V202H52V200L53 199H55V198H53L52 199ZM58 198V197H57ZM73 198V200L71 201L70 199H72ZM93 198V197H92ZM98 198V197H97ZM96 198V199H97ZM100 198V197H99ZM117 198H119L118 196H117ZM147 198H148V196H147ZM146 198V199H147ZM235 198H237V195H236V197ZM252 198H253V196H252ZM93 199H95V198H93ZM127 199V198H126ZM128 199H130V198H128ZM133 199H135V198H133ZM145 199V200H146ZM163 199V198H162ZM170 199V198H169ZM169 199H167V200H169ZM173 199V198H172ZM223 199H225V198H223ZM229 199V198H228ZM227 199V200H228ZM262 199V198H261ZM65 200V199H64ZM99 200V199H98ZM139 200H141V198L139 199ZM167 200H160L161 201V203H159V204H162L163 202H166ZM171 200V199H170ZM217 200H219V199H217ZM227 200H224L225 202L227 201ZM235 200V199H234ZM233 200V201H234ZM46 201V204H44L43 202H45ZM113 201V200H112ZM114 201H119V200H114ZM114 201H113V203H114ZM121 201H123V202H125L124 200H121V198H120V202ZM131 201V200H130ZM130 201H128V203H130ZM136 201H137V198H136ZM160 201H158V202H160ZM255 201V200H254ZM262 200H260V202H261ZM60 202V201H59ZM61 202V203H62ZM94 202H95V200H94ZM141 202V201H140ZM139 202V203H140ZM154 202V201H153ZM157 202V203H158ZM169 203H171L170 201H168ZM167 202V203H168ZM219 202V201H218ZM232 202V201H231ZM231 202H229V201H227L224 205V209H228V212H222V214L224 213H226L225 215H228V217L230 218V220H231V222L232 223H234V221L236 222V224H237V226L236 227H238V230L237 231H234V232H236L235 233V235H232L231 236V234H229L231 237L228 239V247H230V249H232V251L231 252H233L234 253V255H235V258H238L237 260H238V264H264V203H262V207L261 208H259V207H257L258 205H259V203L260 202H258V205L256 204V202L254 203L253 201H252V199H251V197H247L246 199H244L243 201H242V204L240 205V206H238V207H236V205H233ZM234 202H236V201H234ZM42 203L45 205V207L47 208V210H49V209H51V211L49 210L48 212L47 211H45V209H42V210H44L43 212L41 211H37V213H36V211L34 212V214L36 213V215L35 216H33L34 218H33V221H31L32 219L30 218V217H27L28 219L30 218L31 220V222L30 223H28L26 220L27 219H25V217H24V219H23V217L21 216L23 213L20 211V213H21V215L19 214V212H18V210L20 209H18L17 210V208L18 207H28V206H31V208H32V206L34 207V208H32V210L33 209H35L37 206H39V205H42ZM92 203H93V200H92V202H91V204L89 203V205L91 206L92 205ZM111 203L112 202H110V204H108V207H109V205H111ZM116 203V202H115ZM122 203V202H121ZM132 203V202H131ZM142 204H143V202H141ZM146 203H148V205L150 206L151 204H149V202H148V199H147V202ZM150 203H151V200H150ZM194 203V202H193ZM216 203V202H215ZM221 203V202H220ZM39 204V205H38ZM125 204V203H124ZM123 204V205H124ZM136 204V206L134 205V203H133V206H134V208L136 207L137 208V206L138 205H140V204H138V203H135ZM141 204V205H142ZM154 204H155V202H154ZM158 204V205H159ZM217 204V203H216ZM219 204V203H218ZM50 205V207H51V204H49ZM97 205V204H96ZM123 205H120V206H122V207H124ZM128 205V204H127ZM140 205V206H141ZM163 205H164V203H163ZM165 205H166V203H165ZM169 205V204H168ZM167 205V206H168ZM93 206V205H92ZM94 206H95V203H94ZM112 206V205H111ZM116 206H118V203H117V205ZM146 207H148L147 206V204L145 205ZM167 206H164V207H167ZM220 206V205H219ZM218 206V207H219ZM42 207V206H41ZM98 207H99V205H98ZM101 207V206H100ZM107 207V208H108ZM127 206H125V208H126ZM131 207L132 206H130V207H127V208H130V209H128V211H132L133 210V208L131 209ZM142 207V206H141ZM143 207H144V205H143ZM145 207V208H146ZM151 207V206H150ZM154 207V206H153ZM157 207V206H156ZM159 207V206H158ZM162 207V209L164 208L163 206H161ZM161 207H159V209L162 211V209H161ZM173 207V206H172ZM195 207V206H194ZM215 207H216V205H215ZM214 207V208H215ZM29 208V207H28ZM91 208V207H90ZM112 208V207H111ZM110 208V209H111ZM116 208V210L119 208V206H118V208L117 207H115V205H114V209ZM125 208H122V209H125ZM138 208H139V206H138ZM138 208H137V210H138ZM168 208V207H167ZM180 208V207H179ZM178 208V209H179ZM214 208L212 209V210H214ZM217 208V207H216ZM223 208H221V206H220V209L221 210H223ZM260 210H259V209ZM22 209H24V208H22ZM37 209V208H36ZM41 209V208H40ZM93 209V208H92ZM97 209V208H96ZM101 209H102V207H101ZM100 209V210H101ZM109 209V208H108ZM121 209V208H120ZM139 209H141V208H139ZM147 209V208H146ZM149 209V211H150V209L151 208H148ZM153 209V208H152ZM151 209V210H152ZM166 209V208H165ZM169 210H170V208H168ZM175 208H173V210H174ZM177 209V208H176ZM183 209V207H181V210ZM210 209V210H211ZM218 209V208H217ZM27 210V209H26ZM38 210H39V207H38ZM103 210V209H102ZM112 210V209H111ZM110 210V211H111ZM115 210V212H116V215L119 213H117V211ZM144 210V209H143ZM172 210V209H171ZM172 210V211H173ZM197 210V209H196ZM195 210V208H194V211H196ZM212 210H211V212H212ZM90 211V210H89ZM94 211H98V210H94ZM104 211H106V208H105V210ZM104 211H102L103 213H104ZM120 211H122V210H120ZM126 211V212H125ZM134 211V210H133ZM139 211H141V210H139ZM139 211H137L138 213H139ZM153 211V210H152ZM154 211H155V209H154ZM156 211H157V208H156ZM156 211H155V213H156ZM164 211V210H163ZM183 211H185L184 212V215H186L185 213H186V210H183ZM215 211V210H214ZM217 211V210H216ZM18 212V213H17ZM39 212V213H38ZM100 212V211H99ZM114 212V211H113ZM122 212H124L125 214H123V215H126V213H127V209L126 210H124V211H122ZM122 212H121V215H122ZM135 212V211H134ZM174 212V211H173ZM176 212H177V210H176ZM178 212H180V210L178 211ZM200 212H202V211H200ZM205 212V211H204ZM206 212H207V210H206ZM209 212V211H208ZM43 213V214H42ZM130 213H132V212H128L127 214L128 215H130V216H127V218L128 217H131V214ZM142 213H144L145 215L147 214V211L146 212H142ZM152 213V212H151ZM155 213H152V214H154V215H152L151 214V217H153V216H155L156 214ZM159 213H160V211H159ZM159 213H158V211H157V214L159 215ZM162 213V212H161ZM165 213V212H164ZM164 213H162L161 215H159V217L161 216V218H162V216H166V215H164ZM191 213H193V212H191ZM221 213V212H220ZM97 215H99V213H96ZM110 214V213H109ZM140 214V213H139ZM144 214H143V216H144ZM179 215H180V213H178ZM198 214H200V216H202L201 214L202 213H198V211H197V214H194L195 216H197ZM101 215V214H100ZM114 214H112V216H113ZM115 215V216H116ZM134 215V214H133ZM148 215V214H147ZM146 215V216H147ZM173 215H174V213H173ZM175 215H177V213L175 214ZM178 215V216H179ZM182 215H183V213H182ZM24 216V215H23ZM109 216H111V215H109ZM108 216V218H110ZM114 216V217H115ZM178 216H176V217H178ZM181 216V215H180ZM187 216V215H186ZM190 216H191V214H190ZM194 216V217H195ZM199 215H198V217L197 218H201ZM98 217V216H97ZM100 217H102V216H100ZM120 217V216H119ZM149 217V216H148ZM167 217V216H166ZM166 217H165V219H166ZM172 217V216H171ZM183 218L185 217V216H182ZM180 218V220L181 219H183V218ZM103 218V217H102ZM116 218V217H115ZM115 218H113L114 220H115ZM123 218H124V216H123ZM123 218H120V219H123ZM125 218H126V216H125ZM125 218H124V220H125ZM126 218V220H128ZM143 218V217H142ZM147 218V217H146ZM157 218V219H156ZM161 218H159L160 220H161ZM186 218V217H185ZM184 218V219H185ZM88 219V220H87ZM91 219H93V217H91ZM95 219V218H94ZM97 219V218H96ZM99 219V218H98ZM104 219V218H103ZM112 219V220H113ZM131 219V218H130ZM155 219L156 220H158V217H155ZM164 219V222L165 221H167V220H165ZM169 219V218H168ZM175 219V218H174ZM188 218H186L185 220H187ZM189 219L192 221V219L194 220L195 218H190L189 217ZM104 220H106V219H104ZM103 220V221H104ZM109 220V219H108ZM108 220L106 221V222H108ZM113 220V221H114ZM159 220V221H160ZM171 220V219H170ZM173 220V219H172ZM178 220V219H177ZM179 220V221H180ZM200 220V219H199ZM97 221V220H96ZM95 220H94V222H96ZM119 221V220H118ZM122 221V220H121ZM159 221H157V223L159 222ZM163 221V220H162ZM181 221H183V220H181ZM180 221V222H181ZM188 221V220H187ZM190 221V222H191ZM195 221V220H194ZM92 222V221H91ZM93 222V223H94ZM99 222V221H98ZM102 222V221H101ZM105 222V221H104ZM120 222V221H119ZM125 221H123V223H124ZM127 222V221H126ZM130 222V221H129ZM88 223V222H87ZM100 223V222H99ZM110 223V222H109ZM117 222L115 221V225H113V227H115L117 224H116ZM132 223V222H131ZM130 223V224H131ZM156 223V222H155ZM156 223V224H157ZM175 223H176V221H175ZM231 223V224H232ZM102 224V223H101ZM103 224H105V223H103ZM102 224V225H103ZM108 224V223H107ZM105 225V226H111V224H114V223H110L109 225ZM121 224V223H120ZM159 224V226L161 227L162 226V224H160V222L158 223ZM167 226H168V223L166 222L165 223ZM235 224V223H234ZM233 224V225H234ZM235 224V225H236ZM84 225V224H83ZM86 225V224H85ZM89 225H91V223L89 222ZM100 225V224H99ZM170 225H171V223H170ZM233 225H232V227H233ZM234 225V226H235ZM93 226V225H92ZM104 226V225H103ZM121 226V225H120ZM143 226V228H144V225H142ZM141 226V227H142ZM148 227H149V225H147ZM147 226H145L146 227V230H147ZM164 226V225H163ZM162 226V227H163ZM112 227V228H113ZM156 227V226H155ZM159 227V230L160 229H162L163 230V228H160ZM171 227V226H170ZM241 227V228H240ZM104 228V227H103ZM110 227H108V229H109ZM116 228V227H115ZM138 228V227H137ZM137 228H136V230H137ZM149 228H151V227H149ZM166 228V227H165ZM167 228H169V227H167ZM192 228V227H191ZM240 228V229H239ZM92 229V230H91ZM99 229V228H98ZM97 229V230H98ZM114 229V228H113ZM133 229H135L134 227H133ZM145 229V228H144ZM152 229V228H151ZM155 229L157 230V228H154V229H152V231L151 232H153V230L155 231ZM171 229H173V228H171ZM171 229H169V230H171ZM188 229V228H187ZM92 231V233L91 232H89V231ZM104 230H105V228H104ZM107 230V229H106ZM114 230H116V229H114ZM119 230V229H118ZM126 230V229H125ZM139 230H140V228H139ZM138 230V232H141V233H145V232H142L141 230H142V228H141V230L139 231ZM165 230H167V229H165ZM168 230V231H169ZM234 230H235V228H234ZM101 231V230H100ZM110 231V230H109ZM158 231V230H157ZM164 231V230H163ZM162 231V232H163ZM233 230H231V233H233L232 232ZM98 232V234H100L99 233V231H97ZM111 232H112V230H111ZM119 232V231H118ZM131 232H132V230H131ZM147 232V231H146ZM91 233V234H90ZM103 233V232H102ZM149 233V232H148ZM155 233V232H154ZM169 233H170V231H169ZM175 232L173 231V233H171V234H174ZM108 234H110V233H108ZM158 234H160L161 235V230H160V233H158ZM164 234V233H163ZM167 234V233H166ZM234 234V233H233ZM142 235V234H141ZM147 235V234H146ZM153 235V234H152ZM155 235V234H154ZM156 235H157V233H156ZM99 236V237H98ZM107 236V235H106ZM134 236V235H133ZM132 236V237H133ZM144 236H145V234H144ZM143 236V237H144ZM148 236V235H147ZM151 236V235H150ZM162 236V238H163V235H161ZM161 236H160V238H161ZM165 236H167V235H165ZM173 236V235H172ZM113 237V235L111 234V238ZM140 237V236H139ZM146 237V236H145ZM153 237V236H152ZM156 237V236H155ZM158 237V236H157ZM228 237V236H227ZM102 238H103V236H102ZM120 238V237H119ZM131 238V237H130ZM135 239L133 240L134 241V244H135V248H136V246L138 247L139 246V248L140 247H142V248H145L146 250H142V251H144L143 252V256L141 255V252H139L140 253V255H141V258H139V257H136V258H139V264H163V262H165L166 264H210L211 263V260H209V258L207 259V256H209L210 255V253H209V255L207 254V253H204L203 252V254H207V256H205V257H203V258H200V255L198 256L199 257V259L197 258V259H195V258H193L194 259V262L192 263L191 262V260L189 261V260H187V259H185V257H181V256H183V255H180V254H182V253H180V254H178L177 255V253H178V251H174L176 248H177V243H175V241L174 240H172V241H174V243L176 244V245H173L174 247H176V248H174V250H172V252L174 251V254L172 253V252H170V253H172V255H169L168 256V252H169V249L171 248H167L166 246H165V243L164 242H168L167 240H165L163 243V245L168 249H162V251H161V253L163 252L164 253V251L163 250H167L168 252L166 253L167 254V256H162L161 258L162 259H158L156 256L155 257H153L156 253H157V251L155 250V253H154V251H153V254H151L152 252H151V249L149 248H147V247H149L148 246V242H146V240H145V238H144V241H143V239H141V240H139V241H137L138 239H140V238H142V237H140V238H138V239H136L137 237H134ZM149 238V237H148ZM151 238V237H150ZM150 238H149V240H150ZM159 238V237H158ZM172 238V237H171ZM106 238H104V240H105ZM125 239L126 238H124L123 240L125 241ZM157 239V238H156ZM164 239V238H163ZM166 239H168L169 240V237H166ZM107 240V239H106ZM115 240H116V238H115ZM118 240V239H117ZM116 240V241H117ZM135 240H136V242H135ZM148 240V239H147ZM120 241V239L117 241V242H119ZM122 241V240H121ZM120 241V242H121ZM123 241V242H124ZM151 241V240H150ZM152 241H155V240H153L152 239ZM151 241V242H152ZM156 241H158V239L156 240ZM160 241V240H159ZM158 241V242H159ZM163 240L161 239V242H162ZM170 241V240H169ZM114 243V242H113ZM122 243V242H121ZM127 243H128V240H127ZM127 243H125V245L127 244ZM153 243V242H152ZM157 243V242H156ZM173 243V242H172ZM227 243V242H226ZM119 244V243H118ZM124 244V243H123ZM123 244H122V246H123ZM128 244H130L131 245V243H128ZM155 244V243H154ZM168 244V243H167ZM169 244H171V242L169 243ZM168 244V245H169ZM107 245V244H106ZM121 245V244H120ZM156 245V244H155ZM167 245V246H168ZM118 246V248H119V245H117ZM121 246V247H122ZM128 246V245H127ZM150 246H152V245H150ZM170 246V245H169ZM171 246H172V244H171ZM107 247V246H106ZM156 247H157V245H156ZM159 247H162V246H159ZM85 248H89L90 250H88V252L89 251H92L91 253H92V255L93 256H90V259L92 258V261H89L88 260V258H89V255H87L85 252H84V249ZM109 248V247H108ZM107 248V249H108ZM112 247L110 246V248L109 249H111ZM129 249H131V247H128ZM134 248V249H135ZM138 248V249H139ZM153 248V247H152ZM155 248V247H154ZM158 248V247H157ZM204 248V249H203ZM202 248V250H206V251H208L207 249H205V247H203ZM108 249V250H109ZM124 249H126V246H125V248ZM123 249V250H124ZM138 249H136V251L138 250ZM159 249H161V248H159ZM158 249V250H159ZM114 250H115V248H114ZM121 250V249H120ZM126 250H128V249H126ZM141 250V249H140ZM178 250V249H177ZM180 250V249H179ZM201 250V249H200ZM85 251H86V249H85ZM118 251H119V249H118ZM133 251V250H132ZM135 251V252H136ZM159 251V252H160ZM170 251H171V249H170ZM87 252V253H88ZM108 252H110V250L108 251ZM107 252V253H108ZM151 252V253H150ZM175 252H177V253H175ZM118 253V252H117ZM162 253V254H163ZM110 254H112V252H110ZM110 254H109V257H111L110 256ZM127 254V255H126ZM130 254V253H129ZM158 254H160V253H158ZM202 254V253H201ZM153 255V256H152ZM133 256H136V254L135 255H133ZM139 256V255H138ZM159 256V255H158ZM160 257V256H159ZM192 259V260H193ZM210 262H209V261Z\"/></svg>","mask_w":264,"mask_h":264}]
</instances>
